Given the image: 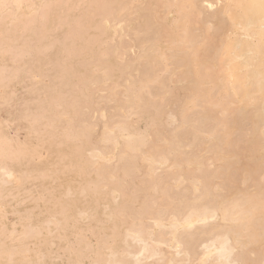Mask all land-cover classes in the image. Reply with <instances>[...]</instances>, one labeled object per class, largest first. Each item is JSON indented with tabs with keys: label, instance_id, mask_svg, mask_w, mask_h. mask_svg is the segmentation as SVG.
<instances>
[{
	"label": "bare ground",
	"instance_id": "bare-ground-1",
	"mask_svg": "<svg viewBox=\"0 0 264 264\" xmlns=\"http://www.w3.org/2000/svg\"><path fill=\"white\" fill-rule=\"evenodd\" d=\"M23 0H0V3H2V6H3V4L4 5H6V4H13V3H15V4H20L21 2H22ZM25 1V0H24ZM82 1V3L83 2H85V1H83V0H81ZM97 1H98V3H97ZM29 2H31V0L29 1ZM56 2L57 3H59V2H61V1H59V0H42V3L40 4V5H37L36 7H32L31 8V6H30V10L28 11V12H26V13H24V17H23V19L22 20H20V17L18 16V17H13V19H6L7 17H9V16H12V15H14V14H12L13 13V11H12V9H10L11 7H8V9L4 12H2L1 10H0V27H2L3 25H6L7 27H5V32L6 31H10V30H12V31H16L17 29H20V28H24V27H26V26H30V24H32V23H30V22H32L33 20H32V18H34V20H35V17L36 16H31V15H36L37 13H38V16L39 17H41V18H43V17H45V19H47V16H46V14H47V11H50L51 9L50 8H52V6L54 5V4H56ZM64 2H65V0H64ZM78 2H80V0L78 1ZM89 2H91L92 3V7L91 6H89V14H88V17H87V13H86V20H83L84 18L83 17H81V20H80V18H79V21H82V22H78L79 24H80V26H82V28H85L84 29V31H82V33L80 32V30H82V28H80V30L79 29H76L75 28V26H77V25H79L78 23H77V21H76V23L75 22H72V20H71V22L72 23H75L74 25L75 26H72L73 28H71V29H73V32L74 33H72L71 31V34L67 31V33H69L71 36L74 34V35H79V40H81V44L78 46L77 45V48L78 49H76V51H78V53L82 50H84L85 51V53L88 55V57H89V59H87V58H84L85 60H86V62H85V60L84 59H82L81 58V60L79 59V61H80V64H81V67H84V65H83V62H85V65H87V66H92V68H94L95 70H93L92 68V71H91V69H88V70H84V71H82V72H79V74L80 73H82L81 74V76H80V79L79 80H75V81H77V82H79L78 84L79 85H81V83H80V80H81V82H82V86L84 87L85 85H97L98 87H99V84L100 83H102L103 81H102V79L104 80V81H106V82H109L108 80H114L115 78V76H116V73L117 72H119V74H124V79L126 80V82H124L123 81V78H121V77H119L123 82L122 83H127L128 84V87L129 88H131L130 90L131 91H133L132 89H134V88H137L138 90H140L141 92H142V95H140L139 94V92L136 90V89H134V93H132V92H128V94L126 93L125 95H127V97L130 99V102H136V103H139V105H138V107L140 106H142V107H146L147 109L148 108H153L154 109V112H155V114H153V115H155V116H157V114H160V112L163 110L164 112H162V113H164L168 118H174V120L173 121H175V119H176V115L173 113V112H175L174 110H176L175 108H176V105L175 104H177V107H179V109L177 110V112L178 113H176V114H179V116H180V119H181V124H186V126H188V125H191V129H190V127L188 128H185L186 129V132H184L183 133V125H182V128H180L179 126V124H180V122H178L179 124H176V125H179V126H177L178 128L176 129V128H173V129H168V131L170 132V133H172V131H179V130H181L179 133H181L182 132V134L183 135H185V133H187L188 132V134L190 133L189 132V130L190 131H192V129H194V132L197 134V132L198 133H200V134H197V135H201V133L203 134V133H205V134H207V135H201V136H203V137H205V139L204 138H202V139H204V140H202L201 138H198L195 134H192V133H194L193 131L190 133V135L188 136V138L189 137H191V136H193V138H194V140H195V142H194V144L192 143L194 140H192V138H190V141H189V139L188 138H186V136L187 135H185V137H184V139H187L188 140V142H186L185 140H180V139H178L179 138V134L178 133H176V134H178V135H172L173 136V138L171 137V139H169V141H172L173 142V140H174V142L172 143V142H169V141H166L167 139L164 137V136H162V134L159 132L160 130H161V132L163 133L164 131H162V127H161V129H160V122H158V124H157V126L159 127L158 129H159V131H158V133H160V134H158V136H156L157 134L155 133V135H150L149 137H152V136H154V137H152V138H154L155 140H156V143H158V139H160L161 138V140L163 139L164 141H165V143L167 144V142H169L170 144L172 143L173 144V148H169V147H167V148H169V149H172L173 151H177L178 152V154H182L183 155V153H185V150H187L186 148L187 147H192V145H193V147H194V145H195V143H196V139H199L197 142L199 143V142H203L204 141V144L205 143H208V145H207V147H209L210 145V143H211V146L209 147V149L211 148V149H215V147H217V149H216V153H213L212 152V154H209V155H213V157L211 156V158H213L214 159V157H215V154L217 155L215 158H216V160L214 159V162L216 161L217 162V160H221V163L223 164L221 167H220V165L221 164H219L218 166L216 165V163H214V162H211V161H213V159L211 160V158H209V160H211V161H209L210 163H211V165L210 166H212V163H214V167H215V165H216V167H219L218 169L220 170V168H221V171L223 170V173L225 174H223L222 172H220V175L221 174H223L222 175V177L224 176H226V174L227 173H229V172H231L230 170H232L231 168H233L234 166H233V164L235 163L236 164V162H237V160H239V158L237 157V154L239 155V153H238V151H236V150H234V148L236 147V146H234L233 145V147H232V143H231V141L233 140V141H235L234 140V138L235 137H233L232 138V134L233 133H236V132H233L235 129L238 131L239 130V132L241 131L240 130V128L242 127H239V124H241L240 123V121H242L244 118H246V120H249L248 122H250L251 124H252V127H250L249 125H247L246 123H245V127H246V125L247 126H249L248 127V129H250V128H252V130H250V132L251 133H249V134H251V135H249L248 134V137H247V133L245 132V134H246V137L245 138H248V140L247 139H244V137L243 136H245V135H243L242 137H243V139L244 140H242L241 138H238V139H241L242 141H243V144H242V146L243 147H246L247 148V146L246 145H250V149H251V147H254V149L253 150H247V151H251L250 152V154H249V156H248V159H246V160H243L244 159V157L246 156H244V152H243V150L244 151H246L245 150V148H243V147H241V151L243 152H241L240 150V154L242 153V156H244V157H242L241 158V156H239L240 157V159H241V161L240 162H242V160L243 161H246V162H242L241 164H245V163H248L249 161V164H247V165H250L252 162L251 161H254L253 163V165L255 166V167H253L252 165H251V167H253L252 169L254 170V172L256 173V174H258V175H256L255 176V178H254V176H252L251 174H249V176L251 177V178H249V176H248V179L247 180H245V176H242L241 175V173H243V172H241V171H243L245 168L244 167H242V168H244L243 170H242V168L240 169V167L238 166V165H240V163L238 164V165H235V166H237V167H235V168H237V170H238V172H236L237 170H235V172L234 173H236L235 174V176L238 174V173H240V175L242 176V177H240V176H236V177H240V179H242L243 177H244V179L243 180H245V182H246V184H247V182L249 181V180H252V178H254L253 180L254 181H250L252 184H254L255 183V180H256V182H258V183H255L254 184V186L253 185H251V187H253V188H251L250 187V189L248 190H246L245 191V187H247V185H245V186H243L242 188H239L238 190H237V188H238V186L236 187V190H233V192L235 191H237L236 193H240V192H238L240 189H244V191L243 192H241L242 193V195H241V193H240V195H239V197L238 196H236L235 194V198L233 199H231L232 201H233V203H231L232 201L229 199V195H230V193H229V189H231V188H229L228 186H226L227 184H226V182L224 183V177H223V179H222V182L224 183V187H226V188H228V193H229V195L227 196V192H223V194L221 193V191L219 192V191H216L215 189L216 188H218L219 186H220V189H226V188H221V185H219L218 187H216L215 185L216 184H220V180H218L219 181V183H215L213 186H214V188H211V187H209L208 185H209V183H208V181L210 182V179H213L212 181H213V183H214V181H215V177L216 178H221L219 175H214V172H215V170H216V168L215 169H213L212 170V168L210 169L211 170V172H213V177L211 178V176L209 175V177L210 178H207V179H209V180H207V182L206 183H208V184H206L205 183V181H204V183H202L203 181L200 179V181H202L200 184V186H199V188H201V186L202 187H204V185L206 184L210 189H209V192L211 191V189L213 190H215L216 192H219V195L218 194H214V192H212L213 193V195H210V194H212L211 192L209 193V197L211 198H209V197H207L208 199H210V201H211V204H214L217 200H216V198H215V196L214 195H217V196H220V194H222L220 197H222L223 196V198H221V199H223L222 201H221V199L219 200V202L220 203H218V202H216L217 203V205H216V203H215V205L216 206H214V207H209V206H207L206 205V201H208V200H206L205 201V203L203 202L202 204V206H200V205H198L199 206V208H195V206H197V205H195V204H197L196 202L193 204L192 203V205H191V201L190 202H188L190 199L188 198V199H185V200H188V201H185L186 202V204H185V202H182L183 200V198L181 199V201H180V206L183 204V206H186V205H188V204H190V206H192V207H187L186 206V209L187 210H184L185 209V207H184V209H183V207L181 206L180 208H182V209H178L177 207L179 206H177L176 208H174V213L178 210V213L179 214H174L173 212H172V214L170 213V214H168V215H170L169 216V221H167L168 219V216L166 217V215L165 216H163V214H162V216L163 217H166L165 219H163V217L161 216V215H159L160 216V218L158 217V214L160 213L159 211H158V214H157V216L156 217H158V218H153V223H151V225L149 226V228H151V230H152V225L153 226H155V227H163V226H166V224H165V222H168V224H169V226H170V228H171V230H170V235H168V238H169V236H170V238H169V242L170 243H174V245H176V247L175 246H173V247H175L176 249L178 248V249H182V248H180V245H181V247H182V245L184 244L183 242H180V241H178V239L176 238V235H177V230H179V229H181V230H183L184 231V233H185V230L187 229V231L189 230V232H191L190 231V229H193L194 228V231H195V224H203L204 226H205V228H208V225L210 224L209 222L210 221H212V220H215V219H219L220 221H221V223H219V224H216V225H214V224H212V225H210V226H213L212 228H210L209 227V231H201L200 232V230H199V234H197L198 232H195V234L194 235H200V233H202L201 234V236L203 235L205 238H202L201 236H200V238L202 239H200L201 241H200V243L198 244L199 245V247L201 248V250H200V253H198V256L197 255H195V256H197L196 257V260H197V262H199L200 264H203L204 262H207L208 260H209V262L211 263V264H239V262H240V260H238V256L236 257V255H234L235 253V249H236V247L237 246H239V248L241 247V246H244L245 248L247 247V244L249 243V246L250 245H252V244H258V245H263L264 246V0H102V1H100V0H90ZM99 2L102 4H99ZM23 3V2H22ZM66 3V2H65ZM64 3V4H65ZM91 3H89L90 5H91ZM84 4V3H83ZM82 4V5H83ZM10 5V6H11ZM32 5V4H31ZM77 5V4H76ZM75 5V6H76ZM82 5H80V6H82ZM101 5V6H100ZM15 6H17V5H15ZM29 6V5H28ZM19 7V6H18ZM18 7H16L17 9H18ZM70 7H72V6H70ZM77 7V6H76ZM75 7V8H76ZM103 8L102 9V11L100 10V8ZM27 8V7H26ZM69 8V7H68ZM68 8H67V12H68ZM3 9H4V6H3ZM14 9V8H13ZM16 9V10H17ZM29 9V8H28ZM83 9H86V8H83ZM55 10V9H54ZM86 12H87V9L85 10ZM25 12V11H24ZM46 12V13H45ZM16 14V13H15ZM96 14V15H95ZM16 16V15H15ZM21 16V15H20ZM80 16V15H79ZM94 16H99V18L97 19V20H95L94 18ZM64 17H66V16H64ZM62 19V18H61ZM66 19V18H65ZM38 20H39V18H38ZM70 20V19H69ZM74 20H77V18L75 19L74 18ZM65 20H63L62 21V23L64 22ZM28 23H30L29 25H27ZM69 23V22H68ZM67 23V24H68ZM41 24V23H40ZM57 24H59L58 22H57ZM56 24V25H57ZM42 25V24H41ZM40 25V26H41ZM72 25V24H71ZM71 25H70V27H71ZM56 27V26H55ZM77 27H79V26H77ZM68 28H69V26H68ZM75 28V29H74ZM88 28H90V29H93L94 30V33L93 34H91V39H89V35L87 34V36H86V33H87V31L89 30ZM34 29V28H33ZM38 29V28H37ZM40 30L42 29L41 27L39 28ZM38 29V30H39ZM43 29H44V27H43ZM40 30H39V34H40ZM11 31V32H12ZM43 31V30H42ZM4 31H2V30H0V36H1V34L3 33ZM13 32V33H14ZM33 32H35V31H33ZM46 32H48V31H46ZM105 32H107V35H106V37L105 38H103V35H104V33ZM23 33V32H22ZM22 33H20V34H22ZM62 33H65V30H64V32H62ZM19 34V35H20ZM35 35V34H34ZM64 34H62L61 36H63ZM67 36H68V34H66ZM73 35V36H74ZM57 36V35H56ZM67 36H63V38H65L66 39V37ZM72 36V37H73ZM19 37V36H18ZM50 37V36H49ZM68 37H70V36H68ZM124 37H128V41L125 43V42H123L122 41V39L124 38ZM28 38V37H27ZM43 38V36L41 37V39ZM61 38V37H60ZM71 38V37H70ZM74 39L76 38V37H73ZM9 39L10 38H8V37H3V39H0V42H3V41H9ZM24 39H25V37H24ZM23 39V40H24ZM54 39H55V37H54ZM57 39V38H56ZM56 39H55V42H56ZM126 39V38H125ZM22 40V43L25 41H23ZM31 40V39H30ZM33 40V39H32ZM53 40V39H52ZM61 40L63 41L64 39H62L61 38ZM66 40H68V39H66ZM27 41V40H26ZM61 41V43L63 44V42ZM92 41H93V43L95 44H98V46L97 47H94L93 46V43H92ZM10 42V41H9ZM53 42V41H52ZM73 42V41H72ZM125 44H123V43ZM54 43V42H53ZM57 43H58V41H57ZM71 43V42H70ZM102 44H106V46L104 47V48H102V49H100L101 48V46H103ZM20 45V44H19ZM50 45V43L47 45V46H49ZM74 45V44H73ZM72 45V46H73ZM28 46V45H27ZM45 46V48H46V50H48V48H47V46H46V44L44 45ZM43 46V47H44ZM52 46V45H51ZM96 46V45H95ZM8 47H10L9 45H8ZM24 47V46H23ZM22 47V48H23ZM42 46H39V48L37 47V51L39 52V53H41L40 52V48H41ZM50 47V46H49ZM12 48V47H11ZM11 48H9V49H11ZM15 48V47H14ZM14 48H12V49H14ZM25 48V47H24ZM72 48H74V47H72ZM72 48L69 50V51H66L67 50V48H64V49H66L65 51L68 53V52H73L74 54H75V52L76 51H72ZM16 49V48H15ZM18 49V48H17ZM21 49V48H20ZM18 50V52L19 51H21V50ZM36 49V48H35ZM39 49V50H38ZM42 50H43V48H41ZM50 49V48H49ZM63 49V48H62ZM63 49V50H64ZM41 50V51H42ZM45 50V49H44ZM23 51H24V54H25V52H27L28 53V51H30L29 49H28V51H25V50H23L22 49V53H23ZM3 52H4V50H3ZM42 52H44V51H42ZM46 52V51H45ZM78 53H76V55L78 54ZM4 54V53H3ZM10 54V52H8V55ZM24 54H22V55H24ZM30 54V53H29ZM26 55H28V54H26ZM37 55V54H36ZM65 55V54H64ZM70 55H72L71 53H70ZM69 55V53L67 54V57H65L64 58V56H63V59L64 60H68V56L69 57H71ZM86 55V56H87ZM30 56V55H29ZM78 56V55H77ZM16 57V56H15ZM15 57H13V58H15ZM26 57V56H25ZM75 57V56H74ZM67 58V59H66ZM62 58H60V60H61ZM11 60H13V59H11ZM54 60H56V59H54ZM58 60V63H56V64H61V61H60V63H59V59H57ZM89 60V61H88ZM122 60V61H121ZM81 61H83L82 63H81ZM57 62V61H56ZM62 62L64 63V61L62 60ZM98 62H101V63H98ZM77 63V62H76ZM72 64V63H71ZM80 64H78V65H80ZM9 65H10V63H9ZM67 65H69V64H67ZM67 65H65L64 64V66H65V69L64 70H62V71H67L66 70V66ZM83 65V66H82ZM61 66V65H60ZM60 66H58V67H60ZM63 66V65H62ZM71 65H69L68 67H70ZM2 68H4L3 66H1ZM71 68V67H70ZM70 68H67L68 70H70ZM7 69H8V66H7ZM63 69V68H62ZM99 69V70H98ZM17 70V69H16ZM86 71V72H85ZM88 71V72H87ZM91 71V72H90ZM94 71H98L97 73H94ZM7 72V71H6ZM74 72V71H73ZM72 72V73H73ZM85 72V73H84ZM2 73H4V72H2ZM70 73H71V71H70ZM71 73V74H72ZM75 73V72H74ZM77 73V72H76ZM58 74H60V72H58ZM66 74V73H65ZM2 75V74H1ZM63 75H64V73H63ZM76 74H73V76H75ZM15 76V75H14ZM72 76V77H73ZM77 76H78V74H77ZM79 76H78V78H79ZM121 76V75H120ZM125 76H128V77H126L125 78ZM6 77H8V76H6ZM5 77V78H6ZM71 77V78H72ZM76 77V76H75ZM33 78V77H32ZM118 78V77H117ZM118 78V79H119ZM2 79H3V76H2ZM67 79H69V78H67ZM77 79V78H76ZM0 81H1V78H0ZM60 81H62V80H60ZM75 81H73V82H75ZM100 81V83H98ZM102 81V82H101ZM69 82V81H68ZM72 82V83H73ZM77 82H75L74 83V85L77 83ZM118 82V80L116 79V80H114V81H110V83H113V85H111V87L112 86H114L116 83ZM2 83V82H1ZM98 83V84H97ZM121 83V82H120ZM56 84V83H55ZM59 84V83H58ZM84 84V85H83ZM118 84V83H117ZM117 84L115 85V87H112V88H114V90L116 89V87H118V91H119V93L121 94V93H125V91L124 92H121L119 89H124V88H126L125 86L123 87V88H119V86H117ZM124 84V85H125ZM3 84H1V86H2ZM66 85H67V83H66ZM77 86V89H82V87L81 86ZM104 86V83L103 84H100V87L101 86ZM106 85L107 84H105V88H106ZM109 85V88H111L110 87V84H108ZM120 86H121V84H119ZM55 86V85H54ZM63 86V85H62ZM64 86H65V84H64ZM68 86V85H67ZM75 86V87H76ZM87 86V87H88ZM91 86L89 87V89L91 88ZM102 86V90L104 89V87ZM71 88H69L70 90L71 89H73V85L71 84V86H70ZM86 86L84 87V89L85 88H87ZM98 87H93V91H94V89H96V90H99L100 88H98ZM128 87H127V89H128ZM98 88V89H97ZM109 88H108V86H107V89H104V92H100V91H102V90H99L98 92L99 93H101V95H103V93H105V91H107V90H109ZM111 88V89H112ZM35 90V89H34ZM55 90V89H54ZM66 90H68V89H66ZM70 90H68L67 92H66V94L67 93H70ZM88 90V89H87ZM85 91V92H87V94L89 93L88 91ZM91 90V89H90ZM135 90H136V92H138V93H135ZM77 91H79V90H77ZM76 91V89H75V92H77ZM92 91V90H91ZM112 90H110L109 92H111ZM128 91V90H127ZM177 91V92H176ZM178 91L180 92L177 96H176V94L178 93ZM73 92V91H72ZM83 93V90L81 91L80 90V92L79 93ZM12 93V92H11ZM82 93L80 94V95H82ZM95 93V94H94ZM94 93L92 92V96H93V94L94 95H96V91H94ZM117 93V92H116ZM119 93H117V94H119ZM63 94H65V93H63ZM84 94V93H83ZM90 94V93H89ZM70 96H71V94H69ZM72 95H74V94H72ZM110 95H112L113 96V94L111 93ZM110 95H109V93L107 92V97H110ZM122 95V94H121ZM83 96V95H82ZM97 96V95H96ZM96 96H94V97H96ZM98 96H100V95H98ZM97 96V97H98ZM174 96H176V98H177V100L179 99V103L180 104H178V103H176L175 102V104H173V105H175V108L172 106V105H170V106H172L173 108H174V110L173 109H171L170 108V106H168L169 107V109L167 110L166 108V110L165 109H163L162 107L165 105H168L170 102L169 101H176V98L174 97ZM77 97V96H76ZM101 97V96H100ZM99 97V98H100ZM103 97V96H102ZM102 97L100 98V100L102 99ZM116 98V99H118V102H119V100L120 99H122L123 97H120V96H115V93H114V96L111 98V99H113V98ZM126 97V98H127ZM170 97H172V98H175V100L174 99H172L171 98V100L169 99ZM69 98V97H68ZM87 98H89V96L87 97ZM110 98H106V99H109L110 100ZM114 98V99H115ZM125 98V99H126ZM56 99V98H55ZM74 99V98H73ZM73 99H71V101L70 102H72V100ZM79 99H81L80 97H79ZM90 99H92V97L90 96ZM94 99V98H93ZM96 100H97V98H95ZM104 99H105V96H104ZM114 99L113 100H110V104L112 103V101H114ZM68 100V99H67ZM77 100V99H76ZM100 100L98 99L97 101H99L100 102ZM122 100H124V98L122 99ZM168 100V101H167ZM53 101V100H52ZM74 101V103H75V100H73ZM101 101H103V103L104 104H102L101 102V104H102V106L105 108V105L107 106L108 104V102H104V100H101ZM5 102V101H4ZM65 102V101H64ZM69 102V103H70ZM78 101H76V103H77ZM85 103L84 105H83V103ZM82 102H78V104L80 103H82L81 105H83L84 107L83 108H86V104H88V101H86V102H84V101H82ZM117 102V103H118ZM122 102V101H121ZM120 102V103H121ZM124 102V101H123ZM129 102V104H131ZM167 102H169L168 104H166ZM55 103V102H54ZM75 103V104H76ZM91 104H93V102L91 101L90 102ZM106 103V104H105ZM114 104L116 103V102H113ZM112 103V104H113ZM127 102L125 101V103H123L124 105L126 104ZM133 103H132V105H133ZM72 104H73V102H72ZM100 104V105H101ZM111 104V106L113 107L114 105H112ZM122 103H121V106H124ZM128 104V103H127ZM68 105H70V106H72L71 104H68ZM80 105V106H81ZM99 105V104H98ZM99 105V106H100ZM116 105V104H115ZM131 105V106H132ZM135 106H137V104H134ZM179 105V106H178ZM207 105H209L208 106V108H210L211 109V107H213L212 108V110H215V111H213L212 112V110H210V109H208V110H210V112H212V113H210L209 111H207L206 109V106ZM211 105V106H210ZM59 106H61L60 104H59ZM76 106V105H75ZM96 106V103H94V107H92V109L93 110H95V107ZM121 106H119L118 108L120 109L121 108ZM131 106H129V107H127V106H124L125 108H129V109H131L132 107ZM55 107H56V105H55ZM77 108L79 107V105H77L76 106ZM138 107H136V111L138 110L137 108ZM139 107V108H140ZM199 107V108H198ZM205 107V110H203V108ZM103 108V109H104ZM198 108V109H197ZM81 109H82V106H81ZM81 109H78V113L77 114H79L80 112H79V110L80 111H84L83 113L85 114V113H87V115H88V112H89V110H91L90 109V105H89V107L86 109V111L85 110H81ZM117 109V108H116ZM170 109H171V111H170ZM196 110L197 109V111H199V112H195V111H193V110ZM200 109V110H199ZM74 110H76V109H73V111ZM87 110H88V112H87ZM100 110V109H99ZM99 110H98V108L96 109V111H94V113L96 112V114H99ZM114 110H115V108H114ZM121 110H123V109H121ZM126 110V109H125ZM140 110V109H139ZM203 110V111H202ZM72 111V110H71ZM98 111V112H97ZM144 111H147V110H145L144 109ZM173 111V112H172ZM76 112V111H75ZM109 112H110V110H109ZM128 112H129V114H128ZM128 112H126L125 111V115H124V113H123V117H127L126 115L128 114L130 117H132L130 114H132V112H134V110L133 111H128ZM131 112V113H130ZM140 112V111H139ZM215 112V113H214ZM66 113V112H65ZM91 113H93L92 112V110H91ZM91 113H89L90 115H92ZM104 113V112H103ZM114 113H115V111H114ZM141 113H143V112H141ZM141 113H139V114H141ZM76 114V113H75ZM74 114V115H75ZM105 115H106V113H104ZM117 115L116 116H118L119 114L118 113H116ZM138 114V112L136 113L135 112V115L137 116V115H139ZM216 114H218V115H216ZM24 115V114H23ZM54 116H56L55 114H53ZM63 115V114H62ZM65 115H67V114H65ZM73 115V112H71V116ZM95 115V114H94ZM111 115V114H110ZM232 115H233V117H232ZM28 116V115H27ZM64 116V115H63ZM80 116V118H81V115H79ZM83 116V115H82ZM107 116V115H106ZM113 116H115V115H113ZM133 116H134V114H133ZM152 116V115H151ZM219 116V117H218ZM229 116H231L232 117V119H230L229 118ZM60 117H61V115H60ZM65 117V116H64ZM74 117V116H73ZM89 117V116H88ZM102 117H105V116H101V118ZM122 117V118H123ZM129 117V118H130ZM137 117H139L140 118V116H137ZM218 117V118H217ZM50 118V117H49ZM55 118V117H54ZM75 118V117H74ZM116 118H119V117H115V120H120L121 118H119V119H116ZM128 118V119H129ZM153 118H155V117H153ZM152 117H151V119H153ZM208 118H210L211 120L212 119H214V120H216V124H213V125H215V126H210L209 128L208 127H206V129H204V128H202V125L204 124V119H206V120H209ZM241 118H243L242 120H240ZM41 119H42V117H41ZM70 119V118H69ZM71 119H72V117H71ZM71 119H70V125H71ZM104 119V118H103ZM108 119V118H107ZM127 120V118H124V120ZM131 119V118H130ZM138 119V118H137ZM146 119L147 118H144L143 120H145L146 121ZM168 120L167 118H164V120ZM34 120H35V118H34ZM39 120V119H38ZM37 120V121H38ZM82 121H80L79 122V120H78V122L80 123H78V125H81V124H83L84 125V123H86L85 121H86V119H81ZM85 120V121H84ZM112 120H114V118L112 117ZM133 120H134V118H133ZM163 120V119H162ZM163 120V121H164ZM202 120H203V122H202ZM213 120V121H214ZM239 120V121H238ZM30 121V120H29ZM68 121V120H67ZM84 121V122H83ZM108 121H109V119H108ZM108 121H106L108 124H110V126L107 124L106 126H108V128H104V126L103 127H101L102 129L100 130L99 129V131L100 132H98L100 135L99 136H101V137H103V135L101 134V132H102V130H103V128H104V130L105 129H109V128H111L112 126H114V127H112V128H114L115 129V127L117 128V126H118V124H120V123H122L121 121H123L122 119L120 120V122L118 123H115L114 121H112L111 123L110 122H108ZM111 121V120H110ZM131 121H132V119H131ZM130 120H129V122H131ZM137 121V120H136ZM139 121V120H138ZM152 121V120H151ZM161 121V120H160ZM210 121V120H209ZM213 121H210V122H213ZM244 121H245V119H244ZM31 122V121H30ZM33 122V121H32ZM36 122V121H35ZM88 122H90L89 124H90V126L89 127H91L92 125V123L93 122H91V121H87V123ZM100 122H101V120H100ZM113 122L117 125H114L113 124ZM125 122L126 121H124V123H122V124H120L121 126H125L126 127V125H125ZM133 122V121H132ZM131 122V123H132ZM135 122V121H134ZM162 122V121H161ZM172 122V121H171ZM238 122H239V124H238ZM52 123V122H51ZM86 123V125H84V126H87V125H89V124H87ZM104 124H105V122H103ZM127 123H128V121H127ZM150 123H152L153 124V122H150ZM165 123H166V121H165ZM203 123V124H202ZM94 124V123H93ZM135 124V123H134ZM138 124V123H137ZM162 124L165 126V124H164V122L163 123H161V126H162ZM174 124H175V122H174ZM188 124V125H187ZM206 124V123H205ZM208 124V123H207ZM237 124H238V127H237ZM242 124H244V123H242ZM73 125V124H72ZM78 125H77V127L76 128H78ZM95 125V124H94ZM112 125V126H111ZM132 126H133V123L131 124ZM167 125H169L168 123H167ZM176 125H175V127H176ZM44 126H45V123H44ZM48 126V125H47ZM67 126V125H66ZM120 126V127H121ZM128 126V125H127ZM149 126V125H148ZM150 126H151V124H150ZM157 126H155V123H154V127L156 128ZM185 126V125H184ZM204 127H205V125H203ZM49 127H50V124H49ZM72 127V126H71ZM75 127H74V129H75ZM81 127H82V125H81ZM80 126H79V130L80 129H85V128H87L88 129V126L87 127H82L81 128ZM125 127H121V128H119L118 127V129L120 130V129H123V128H125ZM166 127V126H165ZM165 127H163V128H165ZM211 127H212V130H211ZM244 127V129L246 130L247 129V127L245 128ZM15 128H17V127H15ZM70 128V127H69ZM68 128V129H69ZM92 128V127H91ZM96 127L94 126V128H92V129H95ZM127 128H132L131 126H130V124H129V127H126V129L124 130H122V132H124V131H127ZM171 128H172V126H171ZM207 128H208V130H207ZM237 128H239V129H237ZM44 129V128H43ZM62 129V128H61ZM64 129V128H63ZM68 129H64V130H66V133H67V130ZM71 129V128H70ZM69 129V130H70ZM134 129V128H133ZM142 129V128H141ZM175 129V130H174ZM189 129V130H188ZM218 129H220L218 132H216ZM72 130H73V127H72V129L70 130V131H68V132H71V134H69V133H67V136H65L67 139H68V137H70V136H73L74 137V135H72ZM82 130H80L81 131V133L83 132V134H85L84 136L83 135H81L80 134V132H79V134L82 136V137H84V140L85 139H87V143L88 142H90V144L88 143V145H90V148H91V142L92 141H89V140H91V139H88V138H90L89 136H91L90 134H89V130L87 131V130H85L86 132H88V133H84V130L82 131ZM143 130H144V128H143ZM150 130V129H149ZM164 130V129H163ZM170 130H172V131H170ZM210 130V131H209ZM34 131V130H33ZM75 131V130H74ZM77 131V130H76ZM94 131V130H93ZM112 131H114V130H112L111 129V135H110V138H111V136H112V134L114 133H112ZM132 131H134V130H132ZM138 131H139V129H138ZM138 131H137V133H138ZM145 131V130H144ZM151 132H152V130H150ZM165 131L166 132H168L166 129H165ZM248 131V130H247ZM41 132V131H40ZM140 132H142V131H140ZM165 132V133H166ZM238 132V133H239ZM242 132V131H241ZM258 132H260V135H258L259 133ZM35 133V132H34ZM63 133V132H62ZM103 133V132H102ZM107 133H109V130H108V132ZM117 133H118V131H117ZM148 133H150V132H148ZM153 133V132H152ZM174 133V132H173ZM237 133V134H238ZM11 134V133H10ZM19 134V133H18ZM68 134H69V136H68ZM74 134H75V132H74ZM89 134V135H88ZM121 134V133H120ZM168 135H169V133H167ZM231 134V135H230ZM257 134V135H256ZM262 134V135H261ZM38 135V134H37ZM64 135H66V134H64ZM63 135V136H64ZM77 135V134H76ZM97 135V134H96ZM107 135V134H106ZM127 135L129 136V138H130V136L132 137L133 135H130V133L128 134L127 133ZM136 135V134H135ZM161 137H160V136ZM163 135H164V133H163ZM167 135V136H168ZM235 135V134H234ZM242 135V134H241ZM240 135V136H241ZM17 136V135H16ZM77 136H79V135H77ZM85 136H86V138H85ZM88 136V137H87ZM98 136V137H99ZM105 136V135H104ZM116 136V135H115ZM169 136H171V135H169ZM168 136V137H169ZM177 136V137H176ZM196 136V137H195ZM80 137V136H79ZM94 137V136H93ZM109 137V134L107 135V137H106V139H109L108 138ZM122 137H125V136H122ZM148 137V138H149ZM160 137V138H159ZM164 137V138H163ZM237 137V136H236ZM5 139H7V137H4ZM3 137H1L0 136V186H1V184L2 185H5V184H7V181L8 182H17V181H19V179L21 178L22 179V175H25V170H23L24 171V174H23V171H22V174H21V176H20V174H16L14 171H13V169H11L10 167H9V164L7 163V161H9V160H11V159H13L14 158V155L15 154H13V153H18V152H20V151H15V149L14 150H11L10 148L8 149H6V147H4V145H6L7 146V142H9V139H8V141L6 142L5 141V139H4ZM10 138V137H9ZM118 138H119V136H118ZM126 138V140H127V137H125ZM128 138V139H129ZM151 138V139H152ZM158 138V139H157ZM230 138H232V140H230ZM17 139V138H16ZM71 139H73V138H71ZM75 139V138H74ZM81 139V138H80ZM96 139V138H95ZM106 139H104V140H106ZM112 139H114V136H113V138H111V140ZM153 139V140H154ZM236 140H237V138H235ZM76 140H77V138H76ZM92 140H93V138H92ZM111 140H110V142H109V140H107L106 141V144L108 143H111ZM124 140V139H123ZM122 140V141H123ZM137 140V139H136ZM152 140V142L151 141H148V140H146L145 141V143L143 142V143H141V144H139V145H143V147H147L148 145H149V143H155V141H153ZM163 140L161 141L163 144H164V142H163ZM247 142H246V141ZM78 141V140H77ZM81 141V140H80ZM80 141H79V143H80ZM148 141V143H147V145H146V142ZM241 141V142H242ZM7 144H6V143ZM10 142H11V140H10ZM68 142V141H67ZM101 142V141H100ZM114 142V141H113ZM113 142H112V144L111 145H113ZM116 142V141H115ZM118 142V141H117ZM116 142V143H117ZM160 142V140H159V145L160 144H162ZM210 142V143H209ZM214 142L216 143V145L218 144V146H215V144H214ZM240 141L238 140V143H239ZM240 142V143H241ZM246 143V145H245V143ZM94 143V142H93ZM93 143H92V146L93 147H95L94 145H93ZM102 143V142H101ZM121 143V142H120ZM124 143H125V145H124ZM124 143H122L123 145H124V149H125V147L127 148V149H129L130 151H131V153L133 152L135 155H136V158H138V159H140L141 158V156L143 157V158H141V162H142V159H144L143 160V164H145L146 166H147V164L146 163H148V165H149V167L151 168V170L150 171H152V170H154V169H156V167L155 166H161L162 165V167H163V164L168 160H166V158H167V156H170L168 153L170 152H168V150L169 149H165V152H168L167 153V156L165 157V158H163L162 159V157L160 158V155H158V150H156L155 152H156V155H158L159 156V158H158V161L156 160V159H154L153 158V156H150L152 153H154V151L150 154V155H147V154H145V152L142 154V155H140V154H138V152H140L139 151V149H137V148H139V146H135L136 147V150H134V146H132L131 145V143L132 142H130V141H126L125 142V140H124ZM134 143V142H133ZM155 143V144H156ZM197 143V145H199ZM236 143V142H235ZM240 143H239V145L237 146V149H239V146H241L240 145ZM248 143V144H247ZM81 144V143H80ZM96 144V143H95ZM103 144H105V142L103 141ZM105 144V145H106ZM155 144H154V147H155ZM170 144H167L168 146H172V145H170ZM201 144V143H200ZM204 144H202V145H204ZM212 144H214V148L212 147ZM26 145V144H25ZM59 145V144H58ZM77 145V144H76ZM110 145V144H109ZM118 145V144H117ZM133 145H135V144H133ZM249 145H248V148H249ZM10 146V145H9ZM8 146V147H9ZM21 146V145H20ZM24 146V145H23ZM78 146H79V144H78ZM85 146V145H84ZM119 146V145H118ZM117 146V147H118ZM175 146V147H174ZM200 146V145H199ZM198 146V147H199ZM35 147V146H34ZM75 147H77V146H75ZM82 147V146H81ZM89 147V146H88ZM92 147V148H93ZM101 147V146H100ZM106 147V146H105ZM113 147H115V146H113ZM113 147L111 148V149H113ZM154 147L152 146V149L153 150H155L154 149ZM158 147H160V148H162L161 146H158ZM164 147V146H163ZM196 147V146H195ZM195 147L193 148L194 149V151H195ZM12 148V147H11ZM14 148V147H13ZM78 148V147H77ZM76 148V149H77ZM88 149L89 151H92L93 149ZM96 148V147H95ZM94 148V149H95ZM109 148V147H108ZM118 148H120V147H118ZM117 148V149H118ZM123 147L121 146V149H122ZM149 148V147H148ZM148 148H146V149H148ZM188 149L189 150V152H190V150L191 151H193V149ZM202 148V147H201ZM200 148V149H201ZM18 149H20V148H18ZM17 149V150H18ZM124 149H122V150H120L119 149V151H124ZM149 149H151V148H149ZM151 149V150H152ZM157 149V148H156ZM164 148H162V151H164L163 150ZM199 148H197V150H198ZM206 149V148H205ZM236 149V148H235ZM23 150V149H22ZM79 150H81L80 148H79ZM99 150V152H101L100 151V148L98 149ZM107 150V149H106ZM105 150V151H106ZM110 150V149H109ZM108 150V153H110V151ZM126 150V149H125ZM137 150H138V152H137ZM140 150H142V149H140ZM151 150H149L148 152L150 153V151ZM160 150V149H159ZM171 150V151H172ZM207 151H208V153H211V152H209V150L208 149H206ZM206 150H203L204 151V154H205V151ZM212 150V151H213ZM74 151V150H73ZM85 151H87V150H85ZM135 151L137 152V154L135 153ZM161 151V150H160ZM201 151V150H200ZM199 151V152H200ZM24 152V151H23ZM44 152H46V151H44ZM78 152V151H77ZM95 152H96V150H95ZM120 152V154H122V155H124L125 154V156H126V153H124V152H122L121 153ZM126 152V151H125ZM127 152H129L128 150H127ZM164 152V153H165ZM188 152V151H187ZM187 152L185 153V155L187 154ZM188 152V153H189ZM198 152V153H199ZM29 153H31V152H29ZM36 153V152H35ZM41 152H39L38 154H40ZM98 153V152H97ZM131 153L129 152V154L131 155ZM140 153H142V152H140ZM175 153V152H174ZM200 153H202V152H200ZM207 153V154H208ZM246 153V152H245ZM21 154V153H20ZM36 155V157L38 156L39 157V155ZM106 154V153H105ZM104 154V151H102L101 153H98V154H94V150H93V153H90V157H88V162H90V161H92V165L94 164V165H96L97 163H99V162H96L97 160H98V158H99V160L101 159V161L102 160H104V161H110V160H105V159H108V157H110V156H108L107 154V156ZM128 154V153H127ZM134 154H132L133 156H134ZM145 154V155H144ZM155 154V153H154ZM160 154H162V152L160 153ZM176 154V153H175ZM174 154V155H175ZM181 154H180V156H181ZM207 154H205V156H203L202 158H201V160L204 158V157H206L207 156ZM247 154V153H246ZM22 155H23V153H22ZM43 155H45V153H43ZM42 154L40 155V156H43ZM88 155H89V153H88ZM121 155V156H122ZM129 155V156H130ZM138 155H140V157H138ZM153 155V154H152ZM154 156V157H157V156ZM162 155H164V154H162ZM166 155V154H165ZM198 154L197 153H195V156H197ZM209 155L207 156V157H209ZM248 155V154H247ZM17 156V155H16ZM119 155L117 154V156L116 157H118ZM121 156H119V157H121ZM128 156V157H129ZM133 156H131V157H129V158H131V160L134 162H131L130 164H132V165H134L135 166V163L137 164V161L135 162V157L134 158H132ZM178 157V156H176V158L178 157V158H181V157ZM191 156V158H193V156L192 155H190ZM37 157V158H38ZM65 157V156H64ZM76 157V156H75ZM87 157V156H86ZM97 157V159H95ZM118 157V158H119ZM128 157H124L123 156V158H121L120 160H119V162L121 161V163H122V159H123V161L124 160H127L128 159ZM173 157V152H172V156H170V158H172ZM199 157V156H198ZM197 157V159H199ZM247 157V156H246ZM245 157V158H246ZM16 158V157H15ZM23 158V157H22ZM34 158V157H33ZM40 158V157H39ZM91 158V160L89 161V159ZM111 158V157H110ZM117 158V159H118ZM174 158H175V156H174ZM232 158H234V159H232ZM237 158V159H236ZM81 159V158H80ZM93 159H95V162H96V164L93 162L94 160ZM161 159V160H160ZM196 159V160H197ZM207 159V158H206ZM52 160V159H51ZM85 160V162H86V160H87V158L86 159H84ZM83 160V161H84ZM98 160V161H99ZM129 160V159H128ZM127 160V161H128ZM174 161H175V159H173ZM178 160V159H177ZM203 160H205V158L203 159ZM202 160V161H203ZM247 160H249V161H247ZM16 161V160H15ZM61 161V160H60ZM68 161H69V159H68ZM138 161H140V160H138ZM147 161V162H146ZM170 161V160H169ZM238 161V162H239ZM28 162V161H27ZM33 162V161H32ZM88 162H86V163H88ZM113 162H115V161H113ZM126 161H124L123 162V164H122V166H124V163H125ZM140 162V163H141ZM144 162H146V163H144ZM181 162H183L182 161V159L179 161V164L181 163ZM185 162H186V165H188V164H190V167H191V165L193 166V165H196V168H193V169H197L198 170V168H204V167H202L201 165H203V164H201V165H199V163H196V161H195V159L192 161L191 159H189V157L186 159V161H184V165H185ZM199 162V161H198ZM218 162H220V161H218ZM237 162V163H238ZM18 163V162H17ZM81 163V162H80ZM83 163V162H82ZM85 163V164H86ZM101 163H104V162H101ZM100 163V164H101ZM106 163V162H105ZM110 163V162H109ZM121 163H119V165L121 164ZM141 163V164H142ZM207 163H208V160H207ZM209 163V164H210ZM260 163V165H258ZM74 164H76V172L77 171H79V172H81L82 171V168H81V166H85V164H79V163H73V165ZM90 164V163H89ZM108 164V163H107ZM107 164L106 165H104V166H106L105 167V169H107ZM127 165L129 164V163H126ZM172 164V163H171ZM178 164V165H179ZM62 165V164H61ZM65 165H67V164H65ZM65 165H63V167L65 166ZM71 166L70 168H74V166ZM87 166V168L89 167V169L91 168V167H94V165L93 166ZM99 165V164H98ZM98 165H96L95 166V168H94V170L96 169V168H98L99 170H100V168H99V166ZM131 165V166H132ZM182 165V164H181ZM180 165V166H181ZM233 167H232V166ZM247 165H245V166H247ZM257 165V166H256ZM70 166V165H69ZM102 166V165H101ZM110 166V165H109ZM126 166V165H125ZM130 165L128 166V169H127V172H128V170L130 169L129 167H131ZM142 166H144V165H142ZM158 166H157V168H158ZM170 166V165H169ZM168 166V167H169ZM173 166V165H172ZM183 166V165H182ZM198 166V167H197ZM230 166H231V168H230ZM241 166V165H240ZM54 167V166H53ZM116 167V166H115ZM118 167V166H117ZM116 167V168H117ZM133 167V166H132ZM131 167V168H132ZM155 167V168H154ZM167 167V168H168ZM171 167V166H170ZM174 167H178V166H174ZM174 167H173V169H174ZM186 167V166H185ZM184 167V168H185ZM188 167V166H187ZM186 167V168H187ZM189 167V168H190ZM193 167H195V166H193ZM207 167V166H206ZM205 167V168H206ZM239 167V168H238ZM103 168V167H102ZM111 168H113V167H111ZM116 168H114L115 170H117ZM125 168V167H124ZM124 168L123 167H121V168H119V170L121 169V171L123 172V170H124ZM127 168V167H126ZM125 168V169H126ZM139 168V167H138ZM150 168H148V170L150 169ZM154 168V169H153ZM172 168V167H171ZM180 168V167H179ZM183 168V167H182ZM183 168V169H184ZM192 168V167H191ZM210 167L208 166V169H209ZM230 169L229 170V172H227V169ZM234 168V169H235ZM62 169V168H61ZM60 169V170H61ZM64 169V168H63ZM93 169V168H92ZM98 169H96L95 171H97ZM123 169V170H122ZM135 169V168H134ZM134 169H130L131 171H130V175H132L134 172H133V170ZM101 170H103V169H101ZM136 170H137V168H136ZM190 170V169H189ZM202 170H204L205 171V169H202ZM247 170H249V168L248 169H246V171H245V174H246V172H247ZM41 171V170H40ZM92 171V170H91ZM104 171V170H103ZM110 171V170H109ZM112 171V170H111ZM138 171V170H137ZM140 171V170H139ZM150 171H145L146 172V174L144 173V175L145 176H148L149 174V172ZM155 171V170H154ZM153 171V172H154ZM178 171V170H177ZM188 171V170H187ZM191 171V174H192V172H196V173H198L196 170H190ZM190 171H188V172H190ZM204 171H202L203 173H205ZM216 171H218V170H216ZM226 171V172H225ZM234 171V170H233ZM232 171V172H233ZM240 171V172H239ZM31 172V171H30ZM41 172H43V171H41ZM47 172H48V170H47ZM83 172V171H82ZM81 172V173H82ZM98 172V171H97ZM105 172V171H104ZM118 172V171H117ZM121 172V173H122ZM131 172H133L132 174H131ZM136 172V171H135ZM148 172V173H147ZM187 172V173H188ZM199 172L201 173V175H202V172H201V170L199 169ZM210 171H208L207 173H209ZM231 172V173H232ZM33 173V172H32ZM38 173V172H37ZM52 173H54V172H52ZM78 173V172H77ZM88 173H89V171H88ZM87 173V174H88ZM96 173V172H95ZM99 173V172H98ZM97 173V174H98ZM101 173H102V171H101ZM101 173H99V174H101ZM126 173V172H125ZM124 173V174H125ZM169 173V172H168ZM200 173H198V174H200ZM217 174H219L218 172H216ZM230 173V174H231ZM247 173H250V172H247ZM29 173H27V175H28ZM31 174V173H30ZM29 174V175H30ZM42 174H44V173H42ZM83 174V173H82ZM81 174V175H82ZM85 174V173H84ZM90 174V173H89ZM97 174H96V176H97ZM99 174H98V177L96 178V179H94L96 182L95 183H98V182H100V179H98L100 176H99ZM105 174H107V173H105ZM105 174L103 173V175H101V176H103V177H100V178H104V180L103 179H101V180H103V182H100V184L99 185H101L102 183H104V184H106V182H105V178H106V180H109L111 177H112V179H110L111 181H113L114 182V176L115 175H113L112 173H110L109 174V172H108V176L110 175V178L108 177L107 178V176L105 177ZM114 174H116L115 172H114ZM151 174H153L152 172H151ZM158 174V173H157ZM189 174V173H188ZM190 174V175H191ZM194 174V173H193ZM210 174V173H209ZM244 174V173H243ZM112 175V176H111ZM123 175V173L122 174H120V176H122ZM125 175H127V174H125ZM144 175H142V176H144ZM154 175H155V173H154ZM163 175V174H162ZM161 175V176H162ZM189 175V176H190ZM201 175L198 177V176H195V175H191L190 177H195V179H193L192 180V178H191V180H192V182L194 183V188H195V190H197L198 188H197V185H196V183L197 182H200L199 181V178H201ZM208 175V174H207ZM207 175H205V176H207ZM228 175V174H227ZM234 174L232 173L230 176H233ZM239 175V174H238ZM246 175H248V174H246ZM26 176V175H25ZM33 176V175H32ZM38 176L39 177H41V173H39L38 174ZM43 176V175H42ZM45 176V175H44ZM43 176V177H44ZM47 177H49L48 175H46ZM51 176V175H50ZM87 176V175H86ZM119 176V177H120ZM135 176H136V173H135ZM160 176V177H161ZM217 176H219V177H217ZM234 176V177H235ZM257 176H258V179H260L261 181H262V184H260L259 183V180L257 179ZM26 177H28V176H26ZM25 177V178H26ZM34 177H37V176H34ZM33 177V178H34ZM42 177V178H43ZM71 177V176H70ZM127 177H129V179H130V176H127ZM137 177H138V175H137ZM137 177H135V178H137ZM149 178L150 177H152V175L150 176H148ZM154 177V176H153ZM183 177V178H182ZM184 177H188V176H182V174H181V178L182 179H184ZM197 177V178H196ZM203 177H204V175H203ZM208 177V176H207ZM260 177V178H259ZM7 178V179H6ZM29 178V177H28ZM54 178V177H53ZM79 178V177H78ZM133 178V175L131 176V179ZM175 178H177L176 180H178V178H179V176H176ZM174 178V179H175ZM228 178V177H227ZM230 178V177H229ZM229 178L227 179V180H229ZM27 179V178H26ZM50 179V178H49ZM48 179V180H49ZM97 179H98V181H97ZM120 179L122 180V181H125V180H123V176H122V178L120 177ZM128 179V180H129ZM143 179V178H142ZM154 179V178H153ZM163 179V178H162ZM162 179H161V181H162ZM206 179V178H205ZM231 179H232V177H231ZM230 179V180H231ZM34 180H36L35 178H34ZM38 180V179H37ZM90 180V179H89ZM134 180V179H133ZM146 180V179H145ZM151 180V179H150ZM180 180V179H179ZM234 180H236L237 181V178L235 179H232L231 180V182H233ZM23 181H25V179L23 180ZM22 181V182H23ZM53 181V180H52ZM80 181H82V180H80ZM88 181V180H87ZM117 180H116V178H115V182H116ZM120 181V180H119ZM130 181V180H129ZM136 181V180H135ZM134 181V182H135ZM180 181H183V180H180ZM179 181V182H180ZM186 181H187V179H186ZM212 181H211V183H210V185L211 184H213L212 183ZM242 181V180H241ZM76 182H77V180H76ZM86 182V181H85ZM92 182L93 181H90L89 182V184L91 183L92 184ZM114 182V183H115ZM118 182V181H117ZM116 182V183H117ZM176 182V181H175ZM230 182V183H231ZM239 182H240V180H239ZM244 181H242V183H241V185L243 184V183H245ZM20 183H21V181H20ZM19 183V184H20ZM29 183V182H28ZM80 183V182H79ZM124 183V182H123ZM143 183H144V181H143ZM142 183V184H143ZM152 183H153V181H152ZM162 183V182H161ZM173 183H174V181H173ZM183 183H186L185 182V180H184V182H182V184ZM188 183H190V180L188 181ZM235 183V182H234ZM18 184V185H19ZM93 184H94V182H93ZM93 184H92V186H93ZM110 184V183H109ZM118 184V183H117ZM146 184V183H145ZM145 184L143 185V186H141L142 187V190L143 189H146L147 188V190H148V187H149V189L150 188H153V187H151V186H148V184L146 185V186H148V187H145ZM165 184V183H164ZM163 184V185H164ZM179 184V183H178ZM177 184V185H178ZM181 184V182H180V184L179 185H182ZM190 184H192V183H190ZM190 184L188 185V186H190ZM204 184V185H203ZM250 184V183H249ZM50 185V184H49ZM86 185H88L87 183H86ZM97 184H95L94 185V188H96L97 186H96ZM110 185H112V184H110ZM114 185V184H113ZM122 185V184H121ZM131 185V184H130ZM128 186V187H130L129 189H133L135 186H133V187H131V186ZM138 185V184H137ZM141 185V184H140ZM140 185L139 186H136V187H138L137 189L135 188V189H133V190H135V191H139L141 188H139L140 187ZM151 185V184H150ZM162 185V186H163ZM169 185V184H168ZM205 185V186H206ZM232 185V184H231ZM32 186V185H31ZM82 187H81V189H86V187L84 188V185L82 184L81 185ZM102 186V185H101ZM118 186H120L119 184H118ZM156 186H158V184L156 185ZM184 186V185H183ZM206 186V187H207ZM212 186V185H211ZM212 186V187H213ZM236 186V185H235ZM46 187V186H45ZM68 187V186H67ZM74 187V186H73ZM90 186H87V188L88 189H92V188H89ZM103 187H106V188H108L107 187V185L106 186H104L103 185ZM121 187V186H120ZM125 185L123 184V189H124V192H125ZM128 187H126V189L128 188ZM145 187V188H144ZM161 187V186H160ZM164 187V186H163ZM162 187V188H163ZM180 187V186H179ZM190 187H192V185L190 186ZM216 187V188H215ZM234 187V186H233ZM248 187H249V185H248ZM247 187V188H248ZM12 188V187H11ZM44 188V187H43ZM51 188V187H50ZM115 188V187H114ZM154 188H156L155 186H154ZM153 188V189H154ZM172 188H174V187H172ZM171 188V189H172ZM181 188H182V186H181ZM180 188V189H181ZM28 190H29V187L27 188ZM81 189H79V191L81 190ZM87 189V190H88ZM109 189V188H108ZM119 189V188H118ZM122 188H120V190H121ZM123 189L121 190V193H123V195H124V192H123ZM129 189H127L128 191L127 192H129L130 190ZM131 189V190H132ZM175 189V188H174ZM178 189V188H177ZM183 189V188H182ZM235 189V188H234ZM97 191H98V188L96 189ZM96 190H94L95 192H96ZM113 190V189H112ZM142 190L141 191H139L137 194H135L136 196L140 193V192H142ZM190 190H192V189H190L189 188V191ZM202 190V192H200ZM199 192H196L197 194H199L200 193V197L202 196V198H206V196H207V194H208V190H204L203 191V189H201ZM7 191H9V190H7ZM22 191H27V190H22ZM46 191V190H45ZM44 190L42 191V192H45ZM53 191V190H52ZM67 191H68V188H67ZM81 191H85V190H81ZM80 191V192H81ZM92 191V190H91ZM115 191V190H114ZM144 191H146V190H144ZM168 191V190H167ZM179 191V190H178ZM193 191V190H192ZM192 191H190V192H192ZM206 191V192H205ZM227 191V190H226ZM241 191V190H240ZM20 192V191H19ZM73 192H75V191H73ZM80 192H78L79 194H82V193H80ZM93 192V191H92ZM101 192V191H100ZM134 192V191H133ZM231 193H232V189H231V191H230ZM1 193H2V189H0V202H2V199L1 198H3L2 196H1ZM18 192H15V194H12V195H15L16 196V194H17ZM27 193H29L28 191H27ZM50 193H52V192H49V194ZM97 193V192H96ZM99 193V192H98ZM97 193V194H98ZM130 193H132V192H130ZM142 193H144L145 194V192H142ZM142 193H141V195H142ZM193 193H195V191L193 192ZM227 193V194H226ZM46 194V193H45ZM45 194H43L44 196H45ZM48 194V195H49ZM70 194V193H69ZM78 194V195H79ZM127 194V193H126ZM176 194V193H175ZM181 194V193H180ZM226 195V198L224 197L225 195ZM12 195H9V196H12ZM30 195V194H29ZM27 196L28 198L30 197V196ZM41 195H42V193H41ZM40 195V196H41ZM51 195V194H50ZM61 195V194H60ZM65 195H68V194H66L65 193ZM71 195V194H70ZM121 196H122V194H120ZM129 195V194H128ZM131 196L133 195V194H130ZM135 195H133V197H135L136 198V196ZM141 195H139L140 197V200H141V197H143V196H141ZM169 195L170 194H168V197H169ZM193 195H195V194H193ZM4 196H5V194H4ZM20 196V195H19ZM31 196H32V192H31ZM64 196V195H63ZM112 196V195H111ZM110 196V197H111ZM144 196H146V195H144ZM163 196V195H162ZM175 196H177V195H175ZM174 196V197H175ZM185 196V195H184ZM196 196V195H195ZM211 196H213V197H211ZM216 196V197H217ZM243 197V199H241V197ZM7 197V196H6ZM34 197H36V195L34 196ZM43 197V196H42ZM54 197V196H53ZM57 197L58 196H56L55 197V199H57ZM60 197V196H59ZM105 197V196H104ZM133 197H131L130 198V200L133 198ZM172 197V196H171ZM180 197H183V195L182 196H179V198H178V201L180 200ZM192 197V196H191ZM231 197H232V195H231ZM236 197H238V198H240V200H241V202H237V201H239V200H235L236 199ZM26 197H24V199H25ZM38 199H39V196L37 197ZM44 198V197H43ZM42 198V199H43ZM111 198H113V197H111ZM118 198V197H117ZM128 198V197H127ZM139 198H137V199H139ZM148 198V197H147ZM155 198V197H154ZM153 198V199H154ZM160 198H161V195H160ZM165 198V197H164ZM177 198V197H176ZM237 198V199H238ZM12 199V198H11ZM21 200L20 202L22 203V201H25V200ZM38 199H37V201H38ZM41 199V198H40ZM39 199V200H40ZM49 199H50V197H49ZM48 199V200H49ZM55 199H53V200H55ZM115 200H116V197L114 198ZM157 199H158V197H157ZM174 199V198H173ZM199 199H201V198H199ZM212 199H215V200H212ZM33 200V198H31V201ZM133 200H134V198H133ZM144 200V198L142 199V201ZM151 201H152V199H150ZM166 200V199H165ZM165 200H163V201H165ZM191 200H193V199H191ZM202 200V199H201ZM236 202H235V201ZM34 201H36L35 199H34ZM47 200H45V202H46ZM57 201V200H56ZM65 201V200H64ZM63 201V202H64ZM96 201V199L94 200V202ZM101 201V200H100ZM162 201V200H161ZM194 201V200H193ZM204 201V200H203ZM213 201H215V202H213ZM231 201V202H230ZM84 202V201H83ZM86 202V201H85ZM116 202V201H115ZM114 202V203H115ZM130 202V201H129ZM141 202V201H140ZM144 202H145V200L143 201V205H144ZM147 202V201H146ZM153 202V201H152ZM151 202V203H152ZM156 202V201H155ZM181 202H182V204H181ZM188 202V203H187ZM17 203V202H16ZM44 203V202H43ZM66 203V202H65ZM125 204H124V206L126 205V202H124ZM150 203V204H151ZM158 203V202H157ZM169 203V202H168ZM37 204V203H36ZM67 204V203H66ZM102 204V203H101ZM129 204V203H128ZM127 204V205H128ZM131 204L133 205L134 203L132 202V203H130V205H128V206H131ZM141 204V203H140ZM156 204V203H155ZM165 204V203H164ZM163 204V205H164ZM185 204V205H184ZM200 204V203H199ZM210 204V205H211ZM218 204H219V206H218ZM18 205V204H17ZM54 205V204H53ZM146 205H148V203L146 204ZM193 205H195V206H193ZM208 205H209V202H208ZM244 205V206H243ZM102 205H100V207H101ZM122 206L123 205H121V209H122ZM138 206V205H137ZM48 207V206H47ZM51 207H53V206H51ZM63 207V206H62ZM126 207V206H125ZM124 207V208H125ZM139 207V206H138ZM142 207H144V206H142ZM147 207V206H146ZM171 207V206H170ZM175 207V206H174ZM201 207V208H200ZM1 208V207H0ZM33 208V207H32ZM31 208V209H32ZM115 208V207H114ZM116 208H119V207H117L116 206ZM123 208V209H124ZM129 208H131V207H129ZM150 208V207H149ZM2 209V208H1ZM1 209H0V212H1ZM26 209H28V208H26ZM30 209V208H29ZM30 209V210H31ZM120 209V208H119ZM127 209H128V207H127ZM136 209H138V208H136ZM136 209H134V208H132V209H128L127 210V212L129 213V212H131L132 213V211L133 210H135L136 211ZM140 209H142V208H140ZM168 209V208H167ZM170 209V208H169ZM64 210V209H63ZM115 210V209H114ZM144 210V209H143ZM142 210V211H143ZM181 210H182V212H181ZM117 211V210H116ZM120 211V210H119ZM124 211H126V209L124 210ZM172 211V210H171ZM184 211V212H183ZM55 212V211H54ZM61 212V211H60ZM59 212V213H60ZM86 212V211H85ZM115 212V211H114ZM118 212V211H117ZM116 212V213H117ZM137 212H139V211H137ZM145 212V210L142 212V213H144ZM148 212V211H147ZM146 212V213H147ZM180 212L182 213V214H180ZM3 213H7V212H3ZM10 213V212H9ZM47 213H49V212H47ZM58 213V214H59ZM83 213H84V211H83ZM83 213H81V214H83ZM124 213V212H123ZM122 212H118V215L119 214H123ZM134 214H135V212H133ZM145 213V214H146ZM152 213V212H151ZM161 213H162V211H161ZM164 213V212H163ZM31 214V213H30ZM53 214V213H52ZM63 213H61V215H62ZM80 214V213H79ZM78 214V215H79ZM85 214V213H84ZM125 214H126V212H125ZM125 214H123V215H125ZM148 215H151L150 214V212H148L147 213ZM108 215V214H107ZM130 215H132V214H130ZM141 215V214H140ZM144 215V214H143ZM3 216V215H2ZM27 216V215H26ZM51 216V215H50ZM54 216V215H53ZM86 216V215H85ZM92 216V215H91ZM94 216V215H93ZM112 216V215H111ZM114 216H116V215H114ZM127 216V215H126ZM128 216H129V214H128ZM134 216V215H133ZM133 216H131L130 218H134ZM152 216V215H151ZM155 215H153V217H154ZM1 217V216H0ZM31 217V216H30ZM29 217V218H30ZM83 217V216H82ZM136 217H137V215H136ZM135 217V220L139 217V220H140V218L141 217H145L146 218V216H138L137 218ZM148 217V216H147ZM47 219L49 218V217H46ZM54 219H55V217H53ZM81 218V217H80ZM95 218V217H94ZM109 218V217H108ZM120 218V221L121 220H123V219H121V217H119ZM25 219V218H24ZM45 219V218H44ZM64 219V218H63ZM85 219H87V217L85 218ZM84 219V220H85ZM88 219H89V217H88ZM132 219H130V220H132ZM161 219H163L165 222H161ZM49 220V219H48ZM57 220V219H56ZM102 220V219H101ZM108 220V219H107ZM129 220V219H128ZM129 220V221H130ZM148 220V219H147ZM162 220V221H163ZM26 221H28V220H26ZM58 221V220H57ZM57 221H55V225H56V223H58ZM60 221V220H59ZM75 221H77V218L75 219ZM134 221V220H133ZM146 221V220H145ZM219 221V222H220ZM259 221V223H257V222ZM40 222V221H39ZM45 222H46V220H45ZM53 222V226H54V220L52 221ZM71 222H73L72 220H71ZM78 222V221H77ZM88 222V221H87ZM86 222V223H87ZM97 222H99V221H97ZM96 222V223H97ZM100 222H102V221H100ZM108 222V221H107ZM146 222H148V221H146ZM215 222H218V221H215ZM42 223V222H41ZM103 223V222H102ZM114 223V222H113ZM130 223V222H129ZM134 223V222H133ZM139 222H136L135 224V227L137 226V224H138ZM144 223V222H143ZM209 223V224H208ZM214 223V222H213ZM44 224H46V226H48L47 224L48 223H44ZM50 224H52V223H50ZM59 225H60V223H58ZM85 224V223H84ZM123 224V223H122ZM125 224H127V223H125ZM145 224V223H144ZM208 224V225H207ZM28 225H29V223H28ZM27 225V226H28ZM41 225V224H40ZM100 225V224H99ZM130 225H133V224H131L130 223ZM0 226H2V225H0ZM13 226V225H12ZM25 226V225H24ZM37 226V225H36ZM35 226V227H36ZM102 226V225H101ZM100 226V227H101ZM113 226H114V228L116 227L115 226V224H113ZM112 226V227H113ZM120 226H121V224L119 225V228H120ZM138 226H139V224H138ZM225 226H227V228H225ZM4 227V226H3ZM2 227V228H3ZM26 227V226H25ZM31 226H29V227H26V229H23L22 230V233H23V231H26L28 228H30ZM32 227H34L33 225H32ZM56 227V226H55ZM87 227V226H86ZM96 227V226H95ZM103 227V226H102ZM111 227V228H112ZM129 226H128V224H127V227H126V230H124V231H126L125 232V236H128V237H126V238H130L131 237V239L132 240H134V242H135V240L137 241V242H139V243H141V246H139L138 248L139 249H137V250H134V251H132V250H123V249H121L122 251H126V255H130L131 256V258L133 259V263L132 264H136L137 262H139L141 259V261H143V259L145 258V257H148V256H145L144 255V253H146L145 251V249H147L146 247H145V245L147 246V244L148 243H146L145 244V239H147V237H148V239H151L153 236H154V234H153V236H151V238L149 237L150 235H152L151 233H150V231H148L146 234H148L147 235V237H145L146 235H145V233L143 232V229L141 230L140 228L139 229H135V227L134 228H132L133 226H130L129 228H128ZM144 227V226H143ZM146 227H147V225H145V227H144V229H146ZM198 227V226H197ZM200 227V226H199ZM202 227V226H201ZM1 228V232H0V234L2 233V234H4L5 233V231H4V233H3V229ZM43 228V227H42ZM41 228V229H42ZM57 228V227H56ZM55 228V229H56ZM72 228H73V226H72ZM90 228H94V226L93 227H90L89 226V228L88 229H90ZM114 228H113V231H114ZM136 228H138V227H136ZM149 228H147V229H149ZM161 228H159L158 230H161ZM169 228V229H170ZM224 228V229H223ZM37 229V227L35 228V230ZM47 229V228H46ZM54 229V230H55ZM59 229V228H58ZM110 229V228H109ZM116 229V228H115ZM125 229V228H124ZM163 229V228H162ZM168 229V228H167ZM169 229L168 230H166V234H167V231H168V234H169ZM198 229H201V228H198ZM203 229V228H202ZM201 229V230H202ZM222 229V230H221ZM32 230V229H31ZM30 230V232L32 233V235H33V233H34V236L36 235H38L39 236V232H32ZM43 230V229H42ZM61 230H64V229H61ZM80 230H82L81 228H80ZM99 230V229H98ZM97 229H96V231H98ZM155 230H157V229H155ZM154 230V231H155ZM181 230H179V231H181ZM196 230H197V228H196ZM36 231H38V230H36ZM79 231V230H78ZM110 231H112V229H110ZM123 231V232H124ZM182 231V232H183ZM198 231V230H197ZM13 232H14V230H12V231H8V235L6 234V239L8 238V237H11L12 236V234H13ZM20 232V231H19ZM27 233H25V234H27V235H29V230L28 231H26ZM44 232H45V229H44ZM80 232V231H79ZM82 232V231H81ZM80 232V233H81ZM86 232H87V230H86ZM85 232V233H86ZM90 232H92V231H90ZM188 232V233H189ZM17 233V232H16ZM36 233V234H35ZM47 233V232H46ZM50 233V232H49ZM84 233V234H85ZM94 233H95V231L93 232V234H91L92 235V237H93V235H94ZM115 232H113V233H110L109 235H110V237H112L113 235H111V234H114ZM117 233H119V232H117ZM184 233H182V234H184ZM194 233V232H193ZM2 234L0 235V236H2ZM24 234V233H23ZM23 234H18V236H20V237H22V236H24ZM41 234V233H40ZM48 234V233H47ZM56 234H59V233H56ZM63 234V233H62ZM103 233H101V235H102ZM144 234V235H143ZM157 234V233H156ZM165 234V233H164ZM232 234L234 235V236H232ZM74 235H79V234H76V232H75V234ZM80 235H83V234H80ZM100 235V234H99ZM100 235V237H102ZM108 235V234H107ZM116 234H114V236H115ZM118 235V234H117ZM119 235H120V233H119ZM122 235H124V233L122 234ZM193 235V234H192ZM16 237V238H18L17 240H19V237ZM33 236V237H34ZM45 236H47V235H45ZM75 236V237H76ZM85 236V235H84ZM95 236V235H94ZM124 236V237H125ZM144 236V237H143ZM157 236V235H156ZM163 236V235H162ZM3 237V238H4ZM29 237V236H28ZM30 237H31V235H30ZM32 237V238H33ZM75 237H73V238H75ZM81 237V236H80ZM86 238H87V235L85 236ZM84 237V238H85ZM99 237V240H98V238H97V240L99 241V243L101 242V239H103V240H105V238H106V235H105V237L103 238H100ZM121 237V236H120ZM167 237V236H166ZM164 238L165 240L167 239V238ZM183 237V236H182ZM181 237V238H182ZM198 237V236H197ZM241 237H245L246 239H242ZM15 238V239H16ZM23 238H27V237H23ZM11 239H13V241H14V238H11ZM10 239V240H11ZM42 239V238H41ZM61 239V238H60ZM63 239V238H62ZM76 239H79V238H76ZM76 239H74V240H76ZM88 239V238H87ZM112 239V238H111ZM110 239V240H111ZM130 239V240H131ZM155 239V238H154ZM163 239V238H162ZM162 239H161V241H160V239L158 240V242L160 241V243L162 242L163 243V241H162ZM191 239V238H190ZM199 239V238H198ZM38 240H39V238H38ZM45 240H47V239H45ZM45 240H42V241H45ZM59 240V239H58ZM108 240V239H107ZM124 240V239H123ZM126 240V239H125ZM131 240V241H132ZM152 240V239H151ZM155 240H157V238L155 239ZM182 240V239H181ZM64 241V240H63ZM188 241V240H187ZM187 241H185V243L187 242ZM194 241V240H193ZM1 242V241H0ZM21 242V241H20ZM78 242H80V241H78ZM78 242H75L77 245H78ZM84 242V241H83ZM95 242V241H94ZM97 242V241H96ZM111 242V241H110ZM153 242V241H152ZM157 242V241H156ZM157 242V243H158ZM166 242V241H165ZM164 242V243H165ZM195 242H199V241H195ZM2 243V242H1ZM0 243V244H1ZM25 243V242H24ZM24 243H23V246H24ZM28 243H31V242H28ZM42 243V242H41ZM52 242H50V244H51ZM74 243V242H73ZM85 243V242H84ZM99 243H95L94 245H96L97 244V246H94V247H98V244ZM168 243V242H167ZM181 243H183V244H181ZM188 243V242H187ZM186 243V244H187ZM3 244V243H2ZM33 244V243H32ZM52 244H54V243H52ZM75 244V245H76ZM86 244V243H85ZM88 244H90V243H88ZM102 244H104V242L103 243H100L99 244V249H101V245ZM110 244V243H109ZM189 244V243H188ZM192 244H194V243H192ZM195 244H197V243H195ZM19 245H22V244H19ZM19 245H13V247L14 246H17L18 247V249H17V251H13L14 249L13 248H10V249H5V248H3L1 245H0V260H2V255H4L5 257L7 256V260H9V263L11 264V262L10 261H12L11 260V258H13V256H15L16 254L17 255H19V253H20V256L22 255V260H21V262L22 261H24L23 259H25V258H28V256H26V257H24V255H26L27 253H29L28 251H26V250H28L27 249V247H26V250H25V248L22 250V248H20L21 250H19V247H21V246H19ZM36 245V244H35ZM108 245V244H107ZM106 245V246H107ZM151 245V244H150ZM166 245V244H165ZM190 245V244H189ZM189 245H188V247H189ZM246 245V246H245ZM258 245L256 246L257 248H258V250H259V247H258ZM22 246V247H23ZM25 246H28L27 245V243H26V245ZM53 246V245H52ZM85 246V245H84ZM105 245L104 246H102L104 249H105V247H106ZM126 246V245H125ZM192 246V245H191ZM194 247H195V245H193ZM192 246V247H193ZM253 246H255V245H253ZM253 246H250V247H252L253 249H254V247ZM9 247H12L11 245L9 246ZM17 247H15V248H17ZM61 247V246H60ZM59 247V248H60ZM65 247H66V244H65ZM64 247V248H65ZM69 247H70V245H69ZM69 247H66L65 249H67V248H69ZM90 247V246H89ZM109 247H110V245H109ZM124 247V246H123ZM122 247V248H123ZM144 247H145V249H144ZM158 247V246H157ZM170 247V246H169ZM187 247V248H188ZM198 247V246H197ZM262 247V246H261ZM260 247V248H261ZM64 248H61V250H63ZM92 248V247H91ZM102 248V249H103ZM106 248H108V247H106ZM121 248V247H120ZM127 248H129L128 246H127ZM132 248V247H131ZM186 248V246L184 247V249ZM186 248V249H187ZM190 248V247H189ZM242 248V247H241ZM257 248H255V249H257ZM12 249V250H11ZM71 251H74L75 249H73L72 247H71ZM84 249V248H83ZM89 249V248H88ZM109 249V248H108ZM175 249V250H176ZM176 250V251H178V252H182L181 250ZM264 249V247L262 248V249H260V250H263ZM60 250V249H59ZM145 250V251H144ZM247 250V249H246ZM250 250V249H249ZM13 251V252H12ZM33 251H35V250H33ZM38 251V250H37ZM57 251V250H56ZM147 251H149L148 249H147ZM153 251H155V250H153ZM189 251V250H188ZM187 250H185V254L186 255H189L190 256V254H189V252H188ZM195 251V250H194ZM264 251V250H263ZM41 252V251H40ZM91 252V251H90ZM96 252V251H95ZM112 252V251H111ZM121 252V251H120ZM155 252H157V251H155ZM167 252V251H166ZM169 252V251H168ZM167 252V253H168ZM178 252H176L177 254H178ZM196 252V251H195ZM236 252H237V250H236ZM252 252V251H251ZM262 252V251H261ZM22 253V254H21ZM36 253V252H35ZM38 253V252H37ZM97 253V252H96ZM110 253V252H109ZM113 253H115V252H113ZM148 253H150L151 255H153V254H155V253H153L152 252V250H151V252L149 251V252H147V254ZM153 253V254H152ZM171 253V252H170ZM262 253H264V252H262ZM95 254V253H94ZM99 254V253H98ZM146 254V255H147ZM150 254H149V257H150ZM196 254V253H195ZM240 254V253H239ZM238 254V255H239ZM260 254V253H259ZM29 255V254H28ZM60 255V254H59ZM69 255H70V253H69ZM108 255V254H107ZM106 255V256H107ZM109 255H112L111 253L109 254ZM159 255V254H158ZM179 255V254H178ZM35 256H36V254H35ZM105 256V255H104ZM165 256V255H164ZM170 256V255H169ZM191 256H193L192 255V253H191ZM109 256H107V258H108ZM112 257H115V255L114 256H112ZM125 256H123V258H124ZM173 257V256H172ZM186 257H188V256H186ZM261 257V256H260ZM264 257V256H263ZM37 258V257H36ZM41 258V257H40ZM55 258H57V257H55ZM95 258V257H94ZM94 258H92L93 260H94ZM130 258V257H129ZM167 258V257H166ZM169 258V257H168ZM189 258V257H188ZM194 258V257H193ZM86 259H88V258H86ZM116 259V258H115ZM118 259H120V258H118ZM157 259V258H156ZM171 259V258H170ZM179 259V258H178ZM245 259H246V257H245ZM107 260H110V259H107ZM106 260V261H107ZM114 260V259H113ZM120 260H122V258L120 259ZM186 260V259H185ZM243 260V259H242ZM26 261V260H25ZM95 261V260H94ZM97 261V260H96ZM103 261H104V258H103ZM119 261V260H118ZM118 261H116V260H114V262L112 261V263L110 262V264H115V263H117L118 264ZM172 261V260H171ZM171 261L169 262V261H167V262H169V263H171ZM178 261V260H177ZM183 261V260H182ZM239 261V262H238ZM38 262V261H37ZM105 262V261H104ZM121 262V261H120ZM119 262V263H120ZM166 262V263H167ZM180 262V261H179ZM264 262V261H263ZM93 263V262H92ZM108 263V262H107ZM122 263V262H121ZM165 263V264H166ZM248 263V262H247ZM0 264H3V262H0ZM19 264H20V261H19ZM24 264V263H23ZM30 264V263H29ZM33 264V263H32ZM123 264H126L125 262H123ZM129 264V263H128ZM189 264H191V263H189ZM198 264V263H197ZM208 264V263H207ZM246 264V263H245ZM258 264V263H257ZM259 264H260V262H259Z\"/></svg>",
	"mask_w": 264,
	"mask_h": 264
},
{
	"label": "rangeland",
	"instance_id": "rangeland-1",
	"mask_svg": "<svg viewBox=\"0 0 264 264\" xmlns=\"http://www.w3.org/2000/svg\"><path fill=\"white\" fill-rule=\"evenodd\" d=\"M30 0H23L20 4H15V3H13L12 5L11 4H6V5H4L3 4V6H4V9H3V6H2V3H0V10L3 12L6 8L8 9V7H11L10 9H12V11H13V13L12 14H14V15H12V16H9V17H7L6 19H13V17L15 18V17H20V20H22L23 19V17H24V13H26V12H28L32 7H36L37 5H40L41 3H42V0H31V2H29ZM59 1H61V2H59V3H57L56 2V4H54L53 6H52V8H50L51 10L50 11H47V14H46V16H47V19H45V17H43V18H41V17H39L38 16V13L35 15H31V16H36L35 17V20H34V18H32V22H30V23H32V24H30V23H28L27 25H29L30 24V26H26V27H24V28H20V29H17L15 32L14 31H12V30H10V31H6L5 32V27H7L6 25H3L2 27H0V30H2V31H4L2 34H1V36H0V39H3V37H8V38H10L9 39V41L7 40V41H3V42H0V78H1V81H0V136L1 137H7V139H5V141L7 140L8 141V139H9V142H5L6 144H7V146L6 145H4V147H6V149L8 148H10L11 150H14L15 149V151H20V152H18L17 154L16 153H13V154H15L14 155V158L13 159H11V160H9V161H7V163L9 164V167L11 168V169H13V171L16 173V174H20V176H21V174H22V171L23 170H25V175L26 176H28V177H26L25 175H22V179L20 178L19 179V181H17V182H8L7 181V184H5V185H2L1 184V186H0V189H2V193H1V196L3 197V198H1L2 199V202H0V207L2 208H0L1 209V212H0V225H2V226H0V232H1V228L3 229V233H4V231H5V233L4 234H2V236H0V241L3 243H1L0 245L3 247V248H5V249H10V248H13L14 250L13 251H17V249H18V247L17 246H14L13 247V245H19V244H22V245H19V246H21V247H19V250H21L20 248H22V250L25 248V250H26V247H27V249L28 250H26V251H28L29 253H27L26 255H24V257H26V256H28V258H25V259H23L24 261H22L21 262V260H22V255L20 256V253H19V255H15V256H13V258H11V260L12 261H10L11 262V264H19V261H20V264H110V262L112 263V261L114 262V260H116V261H118V264H123V262H125L126 264H132L133 263V259L131 258V256L130 255H126L127 253H126V251H122L121 249H127V250H132V251H134V250H137V249H139L138 247L139 246H141V243H139V242H137L136 240H135V242H134V240H132L131 239V237L130 238H126V237H128V236H125V232L126 231H124V230H126V227H127V224H128V226L130 227V226H133L132 228H134L135 227V223L136 222H139L138 224H139V226H138V224H137V226L136 227H138V228H136L135 227V229H143V232L145 233V237H147V235L148 234H146L148 231H150V233L152 234V235H150L149 237L151 238V236H153V234H154V236L151 238V239H148V237H147V239H145V244L146 243H148L147 244V246L145 245V247L151 252V250H152V252L153 253H155V254H153V255H151L150 253H148L147 254V252H149V251H147V249H145V247H144V249L146 250H144L146 253H144V255L145 256H148V257H145L144 259H143V261H139V262H137L136 264H165L167 261H171V263H169V262H167L166 264H189V263H191V264H200L199 262H197V260H196V257L198 256V253H200V250H201V248L199 247V243H200V241L202 240L201 238H200V236H201V234L202 233H200V235H194L195 234V232H198L197 234H199V230H200V232L202 231H209L210 229H209V227L210 228H212L214 225H216V224H219V223H221V221L219 220V219H215V220H212V221H210L207 225H208V228H205V226L203 225V224H195V231H194V228L193 229H190V231L191 232H189V230L187 231V229L185 230V233H184V231L183 230H181V229H179V230H181V231H179V230H177V235H176V238L178 239V241H180V242H183V243H181V244H183L182 245V247H181V245H180V248H182V249H178V250H181L182 252L180 253V252H178V251H176L177 249L175 248L176 247V245H174V243H170L169 241V238H170V236H169V238H168V235H170V230H171V228H170V226H169V224H168V222H165L163 219H165L167 216H168V220L167 221H169V216L170 215H168V214H172V212L174 213V211L178 208H180L181 206L183 207V209H184V207H185V209L184 210H187L186 209V206L187 207H189L190 206V204H188V205H186V206H183V204H182V202H185V201H188V200H185V199H190L188 202H190L191 201V205H192V203L194 204L195 202L197 203V204H195V205H197V206H195V205H193V206H195V208L197 207V208H199V206L198 205H200V206H202L203 204V202L205 203V201L206 200H208V201H206V205L207 206H209V207H214V206H216L217 205V203L216 202H218V203H220L219 202V200L221 199V198H223V196L222 197H220L222 194H223V192L225 191V192H227L228 193V188H226V187H224L227 183V185L226 186H228L229 188H231L232 189V193L230 192L231 191V189H229L230 191H229V193H230V195H229V193L227 194V196L229 195L230 197H229V199L231 198H233L235 195L236 196H238L239 197V195H240V193L241 192H243L244 191V189H245V191L248 189H250V187H251V185H253L254 186V184L255 183H258V182H256V180H255V183L254 184H252L250 181H254L253 179L255 178V176L256 175H258V174H256L255 172H254V168L253 167H255L253 164V162L254 161H251L252 163L250 164V165H247V164H249V160H247V161H249L248 163H245L244 165L243 164H241L242 162H246V161H243V160H246V159H248V156H249V154H250V152L251 151H247L248 149L249 150H253L254 149V147H251V149H250V145H249V148H248V145H246V143H245V145L247 146V148L246 147H243L242 146V144H243V141L242 140H244V139H247L248 140V134L249 133H251L250 132V130H252V124L250 123V122H248L249 120H246V118H244L245 119V121H244V119L243 118H241L240 120H242V121H240V123L241 124H239V122H238V124H239V127H241L240 128V130L242 131H240L239 132V130L237 131L236 129L233 131V132H236V133H233L231 136H232V138L233 137H235V138H237V140L234 138V140L235 141H233L232 140V138H230V140H232L231 141V143H232V147H233V145L234 146H236L235 148H234V150H236V151H238V153H239V155L237 154V157L239 158V160L241 161V159H240V157L239 156H241V158L242 157H244L245 155L247 156H245L244 157V159L242 160V162H240L239 160H237V162H236V164L234 163L233 164V168H231V166H230V168L232 169V170H230L229 168L227 169V172H229V170L232 172L233 170V176H230L232 173L231 172H229V173H227L226 174V176L224 177V183L226 182V184L224 185V183L222 182V179H223V177H222V175L224 174L223 173V170L221 171V168H220V170L218 169L219 167H216V165L218 166L219 164H221L220 165V167L223 165L222 163H221V160H217V162L215 161L214 162V159L216 160V154H215V157H214V159L213 158H211V156L213 157V155H209V154H212V152L213 153H216V149H217V147H215V146H218V144L216 145V143L214 142V144H215V146H214V144H212V147L214 148L215 147V149L213 150V149H209V147L211 146V143L209 144L210 146L209 147H207V145H208V143H205L204 144V141L203 142H197L199 139H196L197 141H196V143H195V145H194V147H195V151H194V147H193V145H192V147L190 148V147H187L186 149L187 150H185V153L188 151L189 152V148L190 149H193V151H191L190 150V152L188 153L187 152V154L185 155V153H183V155L181 154V156H180V154H178V152L177 151H173L172 149H169V148H173V142H174V140H173V142L172 141H169V139H171V137L173 138V134L175 135L176 133H178L179 134V138L178 139H180L181 141L182 140H185L186 142H188V140L187 139H184V137H185V135H187L186 136V138H188V136L190 135V133L193 131L194 132V129H192V131H190L189 129V134H188V132L187 133H185V135H183L182 134V132L181 133H179L181 130H179L178 132L175 130V131H172V130H170V131H172V133H170L169 131H168V129H173V128H178L177 126H179L180 128H182V125H183V133L184 132H186V129L185 128H189L190 127V129H191V125H188V126H186V124H181L182 122H181V119H180V116H179V114H176V113H178L177 112V110L179 109V107H177V104H175V102L176 103H178V104H180L179 103V99L177 100V98H176V96L180 93L179 91H178V93L176 94V96H174L175 98H176V101H169V102H167L166 104H168V105H164L162 108L163 109H169V107L168 106H170V105H172L174 108H175V105H176V110H174V108L172 107V106H170V108L171 109H173L175 112H173L175 115H176V119H175V121H173L174 120V118H168L165 114L169 111H167L166 113L162 110L161 112H160V114H157V116H155V115H153V114H155V112H154V109L153 108H144V107H138V105H139V103H136V102H130V99L127 97V95H125L126 93L128 94V92L130 91V92H132V93H134V89H136L138 92H139V94L140 95H142V92L140 91V90H138L137 88H134V89H132L133 91H131L130 89L131 88H129L128 87V84L126 83H122L123 81L124 82H126V80L124 79V74L122 73V74H119V72H117L116 73V76L114 77L115 79L114 80H118V84H117V86H119V88H123L124 86L126 87V88H124L123 90L122 89H119L121 92H124L125 91V93H119V91H118V87H116V89L114 90V88H112V87H115V85L114 86H112L111 87V85H113V83H110V81L112 82V81H114V80H108L109 82H106V81H104L103 79H102V83H100V81L98 82V83H100V84H103L104 83V86H105V84H107L106 85V88L104 87V89H107V86H108V88H109V85L108 84H110V87L112 88H109V90H107V91H105V93H103V95H101V93H99L98 91L99 90H102V86L100 87V84H99V87L96 85H85L87 88H85L84 89V87L82 86V82H81V80H80V83H81V85H79L78 83L79 82H77V81H75V80H79L80 79V76H81V74L82 73H80L79 74V72H82V71H84V70H88V69H91L92 68V66L90 65V66H87V65H85V62H86V60L84 59V58H87V59H89V57H88V55L85 53V51L83 50H81L79 53H78V51H76V49H78L77 48V45L79 46L80 44H81V40H79L78 38H79V35L77 34V35H72L73 37H76L75 39L70 35L71 34V32L72 33H74L73 32V29H71V28H73L72 26H75L78 22H82V21H79V18H80V20H81V17H83L84 19L83 20H86V13H87V17H88V14H89V6H91L92 7V3L91 2H89L90 0H83V1H85V2H83L82 3V1L80 0V2H78L79 0H65V2H64V0H59ZM100 1H102V0H100ZM65 3V4H64ZM89 3H91V5L89 4ZM97 3H98V1H97ZM32 4V5H31ZM77 4V5H76ZM83 4V5H82ZM99 4H101L100 2H99ZM11 5V6H10ZM15 5H17V6H15ZM29 5V6H28ZM77 7H76V6ZM80 5H82V6H80ZM102 5V4H101ZM100 5V6H101ZM19 6V7H18ZM30 6H31V8H30ZM70 6H72V7H70ZM16 7H18V9L16 8ZM27 7V8H26ZM69 7V8H68ZM76 7V8H75ZM14 8V9H13ZM29 8V9H28ZM67 8H68V12L66 11L67 10ZM83 8H86L87 9V12L85 11L86 9H83ZM6 9V10H7ZM17 9V10H16ZM55 9V10H54ZM102 7L100 8V10L102 11ZM5 10V11H6ZM4 11V12H5ZM25 11V12H24ZM16 13V14H15ZM46 13V12H45ZM16 15V16H15ZM21 15V16H20ZM80 15V16H79ZM96 15V14H95ZM64 16H66V17H64ZM95 18V20H97L98 18H99V16L97 17V16H94ZM38 18H39V20H38ZM62 18V19H61ZM66 18V19H65ZM74 18L76 19L77 18V20H74ZM70 19V20H69ZM63 20H65L63 23H62V21ZM71 20H72V22H75L76 23V21H77V23L75 24V23H72L71 22ZM57 22L59 23V24H57ZM69 22V23H68ZM42 25H41V24ZM68 23V24H67ZM57 24V25H56ZM72 24V25H71ZM75 24V25H74ZM79 24V23H78ZM41 25V26H40ZM70 25H71V27H70ZM56 26V27H55ZM68 26H69V28H68ZM77 26H79V27H77ZM77 26H75V28L76 29H79L80 30V28H82V26H80V24L79 25H77ZM42 28L41 30L39 29V28ZM43 27H44V29H43ZM34 28V29H33ZM40 30V34H39V30ZM74 28V29H75ZM84 29L85 28H82V30H80V32L82 33V31H84ZM89 30L87 31V33H86V36H87V34L89 35V39H91V34H93L94 33V30L93 29H90V28H88ZM43 30V31H42ZM64 30H65V33H62V32H64ZM72 30V31H71ZM12 31V32H11ZM33 31H35V32H33ZM46 31H48V32H46ZM67 31L70 33H67ZM71 31V32H70ZM14 32V33H13ZM23 32V33H22ZM20 33H22V34H20ZM20 34V35H19ZM35 34V35H34ZM62 34H64L63 36H67L66 34H68V36H70V37H66V39H68V40H66L65 38H63V36H61ZM57 35V36H56ZM106 35H107V32H105L104 33V35H103V38H105L106 37ZM19 36V37H18ZM43 36V38L41 39V37ZM50 36V37H49ZM24 37H25V39H24ZM28 37V38H27ZM54 37H55V39H56V42H55V39H54ZM62 39H64L63 41L61 40V38ZM126 38V39H125ZM25 41H24V40ZM31 39V40H30ZM33 39V40H32ZM53 39V40H52ZM22 40L24 41L23 43H22ZM27 40V41H26ZM54 43H53V42ZM57 41H58V43H57ZM61 41L63 42V44L61 43ZM73 41V42H72ZM122 41L123 42H127L128 41V37H124L123 39H122ZM71 42V43H70ZM122 42V43H123ZM50 43V47L49 46H47L48 44ZM92 43H93V41H92ZM20 44V45H19ZM46 44V46H47V48H48V50H46V48H45V45ZM74 44V45H73ZM124 44V43H123ZM8 45L10 46V47H8ZM28 45V46H27ZM52 45V46H51ZM73 45V46H72ZM96 45V46H95ZM103 46H101V48L100 49H102V48H104L105 46H106V44H102ZM125 45V44H124ZM25 48H24V47ZM39 46H42L41 48H43V50L40 48V52L41 53H39L38 51H37V47L39 48ZM44 46V47H43ZM93 46L94 47H97L98 46V44H94L93 43ZM14 48V49H12V48ZM23 47V48H22ZM72 47H74V48H72ZM9 48H11V49H9ZM18 48V49H17ZM21 48V49H20ZM36 48V49H35ZM50 48V49H49ZM64 48H67V50L66 49H63ZM72 48V51L74 50V51H76L75 52V54L73 53V52H68L69 53V55H70V53L72 54V55H70L71 57H69L68 56V60H64L63 59V56H64V58L65 57H67V52L66 51H69L70 49ZM21 50V51H19L18 52V50ZM22 49L23 50H25V51H28V49L30 50V51H28V53L27 52H25V54H24V51H23V53H22ZM45 49V50H44ZM3 50H4V52H3ZM39 50V49H38ZM44 51V52H42V51ZM66 50V51H65ZM46 51V52H45ZM8 52H10V54L8 55ZM4 53V54H3ZM30 53V54H29ZM76 53H78L77 55H76ZM22 54H24V55H22ZM26 54H28V55H26ZM37 54V55H36ZM65 54V55H64ZM30 55V56H29ZM87 55V56H86ZM16 56V57H15ZM26 56V57H25ZM75 56V57H74ZM13 57H15V58H13ZM60 58H62L61 60H60ZM81 58L82 59H84L85 60V62H83V61H81V63L83 62V65H84V67H81V64H80V61H79V59L81 60ZM11 59H13V60H11ZM54 59H56V60H54ZM57 59H59V63H60V61H61V66L59 65V64H56V63H58V60ZM67 59V58H66ZM62 60L64 61V63L62 62ZM57 61V62H56ZM89 61V60H88ZM122 61V60H121ZM77 62V63H76ZM9 63H10V65H9ZM72 63V64H71ZM98 63H101V62H98ZM64 64L65 65H67V64H69V65H71L70 67H68L69 65H67L66 67L67 68H70V70H68L67 68H66V70L67 71H62V70H64L65 69V66H64ZM78 64H80V65H78ZM63 65V66H62ZM82 65V66H83ZM1 66H3L4 68H2ZM7 66H8V69H7ZM58 66H60V67H58ZM63 68V69H62ZM17 69V70H16ZM93 70H95L94 68H92ZM92 69H91V71H92ZM99 70V69H98ZM7 71V72H6ZM70 71H71V73H70ZM90 71V72H91ZM2 72H4V73H2ZM58 72H60V74H58ZM77 72V73H76ZM86 72V71H85ZM84 72V73H85ZM88 72V71H87ZM93 72V71H92ZM98 71H94V73H97ZM63 73H64V75H63ZM66 73V74H65ZM99 73V72H98ZM97 73V74H98ZM2 74V75H1ZM73 74H76L75 76H73ZM77 74H78V76H79V78H78V76H77ZM15 75V76H14ZM121 75V76H120ZM123 75V76H122ZM2 76H3V79H2ZM6 76H8V77H6ZM73 76V77H72ZM6 77V78H5ZM33 77V78H32ZM72 77V78H71ZM119 77H121V78H123V81L119 78ZM126 77H128V76H125V78ZM67 78H69V79H67ZM77 78V79H76ZM60 80H62V81H60ZM69 81V82H68ZM73 81H75V82H77L75 85H74V83L75 82H73ZM2 82V83H1ZM73 82V83H72ZM121 82V83H120ZM56 83V84H55ZM59 83V84H58ZM66 83H67V85H66ZM97 83V84H98ZM1 84H3L2 86H1ZM64 84H65V86H64ZM71 84L73 85V89H69V88H71L70 86H71ZM119 84H121V86L119 85ZM125 84V85H124ZM55 85V86H54ZM63 85V86H62ZM79 85V86H81L82 87V89H77V86ZM84 85V84H83ZM76 86V87H75ZM91 86V90L89 89V87ZM93 87L95 88V87H98V88H100L99 90H96V89H94V91H96V95L98 96V95H100L101 97H102V99L101 100H104V102L106 101V102H108L107 104V106L105 105V108L102 106V104H104L103 103V101H101L100 100V96H96V95H94L95 93H94V91H93ZM127 87H128V89H127ZM97 88V89H98ZM35 89V90H34ZM55 89V90H54ZM66 89H68V90H70V93H67L66 94V92L68 91V90H66ZM75 89H76V91L77 90H79V91H77V92H75ZM88 89V90H87ZM104 89L102 90V91H100V92H104ZM80 90L82 91L83 90V93H82V95H80L81 93H79L80 92ZM87 90L89 93L87 94V92H85V91ZM110 90H112L111 92H109ZM128 90V91H127ZM136 90H135V93H138V92H136ZM73 91V92H72ZM12 92V93H11ZM69 92V91H68ZM92 92L94 93L93 94V96L91 95L92 94ZM107 92L109 93V95L112 93L113 94V96H114V93H115V96L117 97V96H120V97H123L124 98V100H122V99H120L119 100V102H118V99H116L115 97V99H114V101H112V103L113 102H116L115 104L113 103H111L112 105H114L113 107L111 106V104H110V100H113V99H111L113 96L112 95H110V97H107L106 95H107ZM119 93V94H117V93ZM129 92V93H130ZM177 92V91H176ZM63 93H65V94H63ZM69 94H71V96L69 95ZM72 94H74V95H72ZM77 96V97H76ZM89 96V98H87ZM90 96L92 97V99H90ZM94 96H96V97H94ZM104 96H105V99H104ZM69 97V98H68ZM79 97L81 98V99H79ZM100 97V98H99ZM127 97V98H126ZM56 98V99H55ZM74 98V99H73ZM94 98V99H93ZM95 98H97V100L99 99L100 100V102L102 103H100L99 101H97ZM106 98H110V100L109 99H106ZM126 98V99H125ZM171 98L172 97H170L169 99L171 100ZM175 98H172V99H174L175 100ZM68 99V100H67ZM71 99H73V100H75V103H76V101H78V102H82V101H84V102H86V101H88V104H86V108H83L84 106V104L85 103H83V105H81L80 103L78 104V102L75 104L74 103V101L72 100V102H73V104H72V102H70L71 101ZM77 99V100H76ZM53 100V101H52ZM5 101V102H4ZM65 101V102H64ZM93 102V104H91L90 102ZM122 101V102H121ZM124 101V102H123ZM125 101L128 103H126L125 105L123 104V103H125ZM168 101V100H167ZM55 102V103H54ZM70 102V103H69ZM118 102V103H117ZM124 105V106H127V107H129V106H131L132 105V103H133V105L131 106L132 108L131 109H129V108H125L124 106H121V103ZM129 102L131 103V104H129ZM94 103H96V108H95V110H93L92 109V107H94ZM59 104L61 105V106H59ZM68 104H71L72 106H70V105H68ZM100 106H99V105ZM106 104V103H105ZM134 104H137V106H135ZM173 104H175V105H173ZM55 105H56V107H55ZM77 105H79V107L77 108L76 106ZM82 106V109L83 110H85L86 111V109L89 107V105H90V109L92 110V112L93 113H91V110H89V112H88V110H87V112H88V115H87V113H83L84 111H80L79 110V114H77L78 112V109H81V106ZM119 106H121V108L119 109L118 107ZM208 106L209 105H207L206 106V110L207 111H209L210 112V110H212V108L213 107H211V109L210 108H208ZM211 106V105H210ZM136 107H138L137 109V111H136ZM98 108V110H99V114H96V112L94 113V111H96V109ZM104 108V109H103ZM114 108H115V110H114ZM117 108V109H116ZM199 108V107H198ZM197 108V109H198ZM73 109H76V110H74L73 111ZM81 109V110H82ZM121 109H123V110H121ZM126 109V110H125ZM140 109V110H139ZM144 109L145 110H147V111H144ZM165 109V110H166ZM171 109H170V111H171ZM197 109L195 110H193V111H197ZM208 109H210V110H208ZM72 110V111H71ZM109 110H110V112H109ZM133 111L134 110V112H132V114H130L132 117H130L128 114H129V112L128 111ZM200 110V109H199ZM203 110H205V107L203 108ZM202 110V111H203ZM76 111V112H75ZM114 111H115V113H114ZM125 111L126 112H128V114L126 115L127 117H123V113H124V115H125ZM140 111V112H139ZM213 111H215V110H212V112ZM66 112V113H65ZM71 112H73V115L71 116ZM98 112V111H97ZM106 113V115L104 114V113ZM135 112L137 113L138 112V114L139 113H141V112H143V113H141V114H139V115H137V116H140V118L139 117H137L136 115H135ZM162 112H164V113H162ZM197 112H199V111H197ZM212 112H210V113H212ZM76 113V114H75ZM89 113H91L92 115H90ZM116 113H120L118 116H116L117 114ZM131 113V112H130ZM215 113V112H214ZM24 114V115H23ZM53 114H55L56 116H54ZM65 116H63V115ZM65 114H67V115H65ZM75 114V115H74ZM95 114V115H94ZM111 114V115H110ZM133 114H134V116H133ZM28 115V116H27ZM60 115H61V117H60ZM79 115H81V118H80V116ZM83 115V116H82ZM113 115H115V116H113ZM152 115V116H151ZM216 115H218V114H216ZM75 118H74V117ZM89 116V117H88ZM101 116H105V117H102L101 118ZM41 117H42V119H41ZM50 117V118H49ZM55 117V118H54ZM71 117H72V119H71ZM112 117L114 118V120H112ZM115 117H119V118H121L123 121H121L122 123H124V121H126L125 122V125H126V127H129V124H130V126L132 127V128H127V131H124V132H122V130L124 129H126V127L125 126H121L120 124H122V123H120V124H118V126L115 124V123H119L120 122V120H115ZM123 117V118H122ZM132 119V121H131V119ZM151 117L153 118V117H155V118H153V119H151ZM219 117V116H218ZM217 117V118H218ZM231 116H229V118H230ZM232 117H233V115H232ZM232 117L230 118V119H232ZM34 118H35V120H34ZM71 119V125H70V119ZM104 118V119H103ZM109 119V121H108V119ZM119 118H116V119H119ZM124 118H127V120L125 119L124 120ZM129 118V119H128ZM133 118H134V120H133ZM138 118V119H137ZM144 118H147L146 119V121L145 120H143ZM164 118H167L168 120H164ZM39 119V120H38ZM81 119H86V123H87V121H91V122H93L91 125V127L92 128H94V126L96 127L95 129H92L91 127H89L90 126V122H88L87 124H89V125H87L88 126V129L87 128H85V129H83L84 130V133H88L89 132V134L91 135V136H89L90 138H88V139H91V140H89V141H92L91 142V148L93 147L92 146V143H93V145L96 147H93L92 149L94 150V154H98V153H101L102 151H104V154L106 153L108 156H110V157H108L106 154V156L108 157V159H105V160H110V161H104V160H102L101 161V159L99 160V158H98V160L96 161V162H99V163H97L96 164V162H95V159H97V157L95 158V159H93L94 161V163L96 164V165H98L99 166V168H100V170L98 169V168H96V169H98L97 171L99 172V173H101V171H102V173L101 174H99L97 171H95L94 170V168H95V166L96 165H94V167H91L90 169H89V167L87 168V166H91L92 165V161H90L91 160V158L89 159V161L90 162H88V157H90L91 155H90V153H93V150L92 151H89L91 148H90V145H88V143L90 144V142H86L87 141V139H85L84 140V137H82L81 135H85V134H83V132L81 133V131L80 130H82V129H80L79 130V126L81 127V125H82V127H87V126H84V125H86V123H84V125L83 124H81V125H78V123L80 122V121H82ZM164 121H163V120ZM210 121H213L214 119H210V118H208ZM31 122H30V121ZM38 120V121H37ZM68 120V121H67ZM78 120H79V122H78ZM100 120H101V122H100ZM111 120V121H110ZM129 120L133 123V126L131 125L132 123L131 122H129ZM137 120V121H136ZM139 120V121H138ZM152 120V121H151ZM162 122H161V121ZM209 120H206V119H204V124L203 125H205V127L202 125V128H204V129H206V127H210V126H212L213 124H216L215 122H216V120H214L213 122H210ZM33 121V122H32ZM36 121V122H35ZM83 121V122H84ZM106 121H108V122H112V121H116L115 123L113 122V124L114 125H116L117 126V128L115 127V129L114 128H112V127H114V126H112L111 128H109L108 130H109V133H107L108 132V130L107 129H105L104 130V128L106 127V128H108V126H106L108 123L106 122ZM127 121H128V123H127ZM135 121V122H134ZM165 121H166V123H165ZM172 121V122H171ZM239 121V120H238ZM52 122V123H51ZM103 122H105V124L103 123ZM150 122H153V124L152 123H150ZM158 122H160V125L158 124ZM164 122V124H165V126L162 124V126H161V123H163ZM174 122H175V124H174ZM178 122H180V124L178 123ZM202 122H203V120H202ZM44 123H45V126H44ZM81 123V122H80ZM79 123V124H80ZM135 123V124H134ZM138 123V124H137ZM154 123H155V126H157V124L160 126V129H161V127H162V131H164L163 133H164V135H163V133L161 132V130L159 131V127L157 126L156 128L154 127ZM167 123L169 124V125H167ZM206 123V124H205ZM208 123V124H207ZM242 123H244V124H242ZM245 123L247 124V125H249L250 127H252V128H250V129H248V127L249 126H247L246 125V127H247V129L245 130L244 129V127H245ZM49 124H50V127H49ZM73 124V125H72ZM112 124V123H111ZM150 124H151V126H150ZM176 124H179V125H176ZM238 124H237V127H238ZM48 125V126H47ZM67 125V126H66ZM77 125H78V128H76L77 127ZM104 126V128H103V130H102V132H101V134L103 135V137H101V136H99L100 134L98 133V132H100L99 131V129L101 130L102 128L101 127H103ZM109 126H110V124H108ZM123 125V124H122ZM128 125V126H127ZM149 125V126H148ZM175 125H176V127H175ZM185 125V126H184ZM73 127V130H72V135H74V137L73 136H70V137H68V139L65 137V136H67V133H69V134H71V132H68V131H70L71 129H72V127ZM76 126V127H75ZM125 127V128H123V129H118V127L119 128H121V127ZM171 126H172V128H171ZM213 126H215V125H213ZM212 126V127H213ZM15 127H17V128H15ZM71 129H70V128ZM74 127H75V129H74ZM81 127V128H82ZM163 127H165V128H163ZM185 127V128H184ZM212 127H211V130H212ZM245 127V128H246ZM44 128V129H43ZM62 128V129H61ZM68 129L67 130V133H66V130H64V129ZM134 128V129H133ZM142 128V129H141ZM143 128H144V130H143ZM168 128V129H167ZM208 128H207V130H208ZM111 129L112 130H114V131H112V136H111V138H113V136H114V139H112L111 140V138H110V135H111ZM138 129H139V131H138ZM152 130V132L150 131V130ZM164 129V130H163ZM165 129L168 131V132H166L165 131ZM237 129H239V128H237ZM34 130V131H33ZM75 130V131H74ZM77 130V131H76ZM82 130V131H83ZM85 130H89L88 132H86ZM94 130V131H93ZM132 130H134V131H132ZM220 129H218L216 132H218ZM248 130V131H247ZM41 131V132H40ZM80 132V134H79V132ZM117 131H118V133H117ZM137 131H138V133H137ZM140 131H142V132H140ZM158 131L162 134V136H164L167 140L166 141H169V142H172L171 144L169 143V142H167V144H170V145H172V146H168L166 143H165V141L163 140V142H164V144L161 142L162 140H161V136L159 137L160 139H158L157 141H158V143H156V140L154 139L155 137L154 136H152V137H154V138H152V137H149L150 135H155V133L157 134L156 136H158V134H160V133H158ZM210 131V130H209ZM35 132V133H34ZM63 132V133H62ZM74 132H75V134H74ZM148 132H150V133H148ZM166 132V133H165ZM174 132V133H173ZM239 132V133H238ZM245 132L247 133V137L248 138H245L246 137V134H245ZM11 133V134H10ZM19 133V134H18ZM121 133V134H120ZM127 133L129 134L130 133V135H133L132 137L130 136V138H129V136L127 135ZM167 133H169V135H171V136H169ZM238 133V134H237ZM259 134L258 135H260V132H258ZM38 134V135H37ZM64 134H66V135H64ZM69 134H68V136H69ZM79 135V136H77V135ZM88 134V135H89ZM97 134V135H96ZM109 134V139H106V137H107V135ZM136 134V135H135ZM178 134H176V135H178ZM192 134H195L198 138H204L205 139V137H203V136H201V135H207V134H205V133H201V135H197V134H200V133H198L197 132V134L194 132V133H192ZM235 134V135H234ZM242 134V135H241ZM17 135V136H16ZM64 135V136H63ZM116 135V136H115ZM169 137H168V136ZM241 135V136H240ZM243 135H245V136H243ZM249 135H251V134H249ZM257 135V134H256ZM262 135V134H261ZM94 136V137H93ZM99 136V137H98ZM118 136H119V138H118ZM122 136H125V137H127V140H126V138L125 137H122ZM184 136V137H183ZM195 136V137H196ZM237 136V137H236ZM244 137V139H243V137ZM10 137V138H9ZM88 137V136H87ZM149 137V138H148ZM163 137V138H164ZM177 137V136H176ZM17 138V139H16ZM71 138H73V139H71ZM75 138V139H74ZM76 138H77V140H76ZM81 138V139H80ZM85 138H86V136H85ZM92 138H93V140H92ZM96 138V139H95ZM129 138V139H128ZM152 138V139H151ZM190 138H192V140H194V138H193V136H191V137H189L188 139H189V141H190ZM238 138H241V139H238ZM104 139H106V140H104ZM125 140V142L126 141H130V142H132L131 143V145L132 146H134V150H136V147L135 146H139V148H137V149H139V151L140 152H142V153H140V152H138V150H137V152H138V154H140V155H142L145 151V154H147V155H150L153 151H154V153H152L150 156H153V158L154 159H156L157 161H158V158H159V156L158 155H160V158L162 157V159L163 158H165L166 156H167V153L170 155V156H172V152H173V157L172 158H170V156H167V158H166V162L163 164V167H162V165L161 166H158V168H157V166H155L156 167V169H154V170H152V171H150L151 170V168L149 167V165H148V163H146V162H144V163H146L147 164V166L145 165V164H143L142 162H143V160L144 159H142V162H141V158H143L142 156H141V158L140 159H138V158H136V155L132 152L131 153V151L129 150V149H127L126 147H125V149H124V145H125V143H124V140ZM137 139V140H136ZM154 139V140H153ZM174 139V138H173ZM204 139H202V140H204ZM10 140H11V142H10ZM81 140V141H80ZM107 140H109V142H110V140H111V143H107L106 144V141ZM123 140V141H122ZM146 140H148V141H151L152 142V140L153 141H155V143H149V145L146 147H143V145H139V144H141V143H145V141ZM159 140H160V142L162 143V144H160L159 145ZM238 140L241 142H239L240 143V145L241 146H239V149H237V146L239 145V143H238ZM68 141V142H67ZM79 141H80V143H79ZM102 143H101V142ZM103 141L105 142V144H103ZM114 141V142H113ZM117 143H116V142ZM148 141L146 142V145H147V143H148ZM200 141V140H199ZM246 141V140H245ZM108 142V141H107ZM112 142H113V145H111L112 144ZM121 142V143H120ZM134 142V143H133ZM194 142H195V140L192 142L193 144H194ZM238 144H236V143ZM247 142V141H246ZM96 143V144H95ZM122 143H124V145L122 144ZM197 143L200 145H197ZM201 143V144H200ZM26 144V145H25ZM59 144V145H58ZM77 144V145H76ZM78 144H79V146H78ZM119 146H118V145ZM133 144H135V145H133ZM154 144H155V147H154ZM202 144H204V145H202ZM10 145V146H9ZM21 145V146H20ZM24 145V146H23ZM85 145V146H84ZM9 146V147H8ZM35 146V147H34ZM75 146H77V147H75ZM82 146V147H81ZM89 146V147H88ZM101 146V147H100ZM106 146V147H105ZM113 146H115V147H113ZM120 147V148H118V147ZM121 146L123 147L122 149H124V151H122V152H124V153H126V156H125V154L124 155H122V154H120V152L121 151H119V149L120 150H122L121 149ZM152 146L154 147V149L155 150H153L152 149ZM158 146H161L162 148H164L163 150L164 151H162V148H160V147H158ZM164 146V147H163ZM199 146V147H198ZM12 147V148H11ZM14 147V148H13ZM109 147V148H108ZM113 147V149H111ZM151 148V149H149V148ZM167 147H169V148H167ZM175 147V146H174ZM202 147V148H201ZM241 147H243V148H245V150L246 151H244L243 150V152L241 151ZM18 148H20V149H18ZM77 148V149H76ZM79 148L81 149V150H79ZM95 148V149H94ZM100 148V151L101 152H99V149ZM118 148V149H117ZM146 148H148V149H146ZM157 148V149H156ZM197 148H199L198 150H197ZM201 148V149H200ZM208 149L209 150V152H211V153H208V151L206 150V149ZM18 149V150H17ZM23 149V150H22ZM89 149V150H88ZM107 149V150H106ZM110 149V150H109ZM140 149H142V150H140ZM161 151H160V150ZM165 149L167 150V149H169L168 150V152H165ZM74 150V151H73ZM85 150H87V151H85ZM95 150H96V152H95ZM106 150V151H105ZM108 150L110 151V153H108ZM127 150L131 153V155L129 154V152H127ZM149 150H151L150 151V153L148 152ZM156 150H158L157 152H158V155H156ZM172 150V151H171ZM201 150V151H200ZM203 150H206L205 151V154H207V156L209 155V157H204L205 158V160H201V158L203 157V156H205V154H204V151ZM213 150V151H212ZM244 154V156H242V153L240 154V151ZM24 151V152H23ZM44 151H46V152H44ZM78 151V152H77ZM126 151V152H125ZM144 151V152H143ZM202 152V153H200V152ZM29 152H31V153H29ZM36 152V153H35ZM39 152H41L40 154H38ZM98 152V153H97ZM121 152V153H122ZM137 152L135 151V153L137 154ZM162 152V154H164V155H162V154H160ZM165 152V153H164ZM176 154H175V153ZM199 152V153H198ZM248 154H246V153ZM21 153V154H20ZM22 153H23V155H22ZM43 153H45V155H43ZM88 153H89V155H88ZM128 153V154H127ZM195 153H197L198 155L197 156H195ZM39 155V157L37 158L36 157V155ZM43 155V156H40V155ZM117 154L119 155V156H121V157H116L117 156ZM132 154H134V156L132 155ZM144 154V155H145ZM166 154V155H165ZM175 154V155H174ZM17 155V156H16ZM130 155V156H129ZM140 155H138V157H140ZM157 156V157H154V156ZM190 155H192L193 156V158H191V156ZM65 156V157H64ZM76 156V157H75ZM87 156V157H86ZM123 156L126 158V157H131V156H133L132 158H134L135 157V162L137 161V164L135 163V166L134 165H132V164H130L131 162H133L132 160H131V158H129L128 157V161L127 160H124V161H126L125 163H124V166H122V164H123ZM165 156V157H164ZM174 156H175V158H174ZM176 156H180L181 158H176ZM199 156V157H198ZM16 157V158H15ZM23 157V158H22ZM34 157V158H33ZM189 157V159H191L192 161L195 159V161H196V163H199V165H201V164H203V165H201L202 167H204V168H198V170L197 169H193V168H196V165H193V166H195V167H193L192 165H191V167H190V164H188V165H186V162H185V165H184V161H186V159ZM197 157L199 158V159H197ZM201 157V158H200ZM81 158V159H80ZM87 158V160H86V162H88V163H86L85 162V160L84 159H86ZM118 158V159H117ZM121 158H123L122 159V163H121V161L119 162V160L121 159ZM207 158V159H206ZM209 158H211V160L213 159V161H211V160H209ZM52 159V160H51ZM68 159H69V161H68ZM173 159H175V161L173 160ZM178 159V160H177ZM182 159V161L183 162H181L180 164H179V161ZM197 159V160H196ZM232 159H234V158H232ZM237 159V158H236ZM16 160V161H15ZM61 160V161H60ZM84 160V161H83ZM138 160H140V161H138ZM161 160V159H160ZM170 160V161H169ZM207 160H208V163H207ZM28 161V162H27ZM33 161V162H32ZM113 161H115V162H113ZM199 161V162H198ZM209 161H211V162H214V163H216V165H215V167H214V163H212V166H210L211 165V163L209 162ZM218 161H220V162H218ZM18 162V163H17ZM81 162V163H80ZM83 162V163H82ZM101 162H104V163H101ZM106 162V163H105ZM110 162V163H109ZM142 164H141V163ZM73 163H79V164H85V166L83 165V166H81V168H82V173L81 172H79V171H77L76 172V164H74L73 165ZM90 163V164H89ZM101 163V164H100ZM108 163V164H107ZM119 163H121L120 165H119ZM126 163H129L128 165L126 164ZM134 163V162H133ZM172 163V164H171ZM210 163V164H209ZM219 163V164H218ZM240 163V165H238ZM62 164V165H61ZM65 164H67V165H65ZM107 164V169H105V167L106 166H104V165H106ZM179 164V165H178ZM183 166H182V165ZM63 165H65L64 167H63ZM70 165V166H69ZM74 166V168H70L71 166ZM92 165V166H93ZM102 165V166H101ZM110 165V166H109ZM126 165V166H125ZM131 166V167H129L130 169H134L133 170V172H131V174L133 175V178L131 179V176L132 175H130V169L128 170V172H127V169H128V166ZM142 165H144V166H142ZM172 167H170V166ZM173 165V166H172ZM178 166V167H174V166ZM181 165V166H180ZM235 165H238L239 167H240V169L242 168V167H244V168H242V170L243 171H241V172H243V173H241V175L242 176H245V180H247L248 179V176H249V174H251L252 176H254V178H252V180H249L248 182H247V184H246V182H245V180H243L244 179V177L242 178V179H240V177H242L241 175H240V173H238L236 176H240V177H236L235 176V174L236 173H234L235 172V170H237V168H235V167H237V166H235ZM245 165H247V166H245ZM251 165L253 166V167H251ZM258 165H260V163L258 164ZM54 166V167H53ZM117 168H116V167ZM169 166V167H168ZM187 168H186V167ZM207 166V167H206ZM208 166L210 167L209 169H208ZM257 166V165H256ZM103 167V168H102ZM111 167H113V168H111ZM121 167H127L126 169L124 168V170H123V172L121 171V169L119 170V168H121ZM139 167V168H138ZM168 167V168H167ZM173 167H174V169H173ZM180 167V168H179ZM184 169H183V168ZM190 167V168H189ZM198 167V166H197ZM206 167V168H205ZM213 167V168H212ZM238 167V168H239ZM62 168V169H61ZM64 168V169H63ZM93 168V169H92ZM114 168H116L117 170H115ZM136 168H137V170H136ZM148 168H150L149 170H148ZM212 168V170L213 169H215L216 168V170H218V171H216L215 170V172H214V175L216 176V175H219L221 178H214L212 175H213V172H211V169ZM235 168V169H234ZM249 168V170H247V172H250V173H247L246 172V174H248V175H246L245 174V171H246V169H248ZM254 170H253V169ZM61 169V170H60ZM101 169H103V170H101ZM192 169L193 171L194 170H196L198 173H200L199 172V169L201 170V172L202 171H204V170H202V169H205V173H203L202 172V175H201V173L200 174H198V173H196L195 171L194 172H192V174H191V171L190 170ZM43 171V172H41V171ZM47 170H48V172H47ZM92 170V171H91ZM110 170V171H109ZM112 170V171H111ZM140 170V171H139ZM150 171L148 174L151 176L152 175V177H148V176H145L144 175V173L146 174V172L145 171ZM178 170V171H177ZM190 171V172H188V171ZM239 170V169H238ZM238 170L236 171V172H238ZM31 171V172H30ZM88 171H89V173H88ZM118 171V172H117ZM136 171V172H135ZM154 171V172H153ZM208 171H210L209 173H207ZM214 171V170H213ZM222 172L223 174H221L220 175V172ZM33 172V173H32ZM38 172V173H37ZM52 172H54V173H52ZM96 172V173H95ZM108 172H109V174L110 173H112L113 175H115L114 176V182H115V178H116V180L118 181H116L120 186H118V184L115 182H113V181H111L110 179H112V177L110 178V175L108 176ZM114 172L116 173V174H114ZM123 173V180H125V181H122L121 179H120V177L122 178V176H120V174H122ZM126 172V173H125ZM151 172L153 173V174H151ZM169 172V173H168ZM189 174H188V173ZM216 172H218L219 174H217ZM226 172V171H225ZM240 172V171H239ZM27 173H31L30 175L28 174L27 175ZM39 173H41V177H39L38 176V174ZM42 173H44V174H42ZM85 173V174H84ZM88 173V174H87ZM99 174V176L100 177H103L104 175H103V173L105 174V173H107V174H105V177L107 176V178L109 177L110 179L109 180H106V178H105V182H106V184H104V183H102L101 185H99L100 184V182H103V180H104V178H98V179H100V182H98V183H95L96 181L94 180V179H96L97 177H98V174ZM127 174V175H125V174ZM135 173H136V176H135ZM154 173H155V175H154ZM158 173V174H157ZM194 173V174H193ZM231 173V174H230ZM23 174H24V171H23ZM82 174V175H81ZM96 174H97V176H96ZM163 174V175H162ZM181 174H182V176L184 175V176H188V177H184V179H182L181 178ZM195 175V176H200L201 175V178H199V181H200V179L203 181H200V182H197L196 183V185H197V190H195V188H194V183L192 182V180L193 179H195V177H190L191 175ZM208 174V175H207ZM33 175V176H32ZM44 177H43V176ZM46 175H48L49 177H47ZM51 175V176H50ZM87 175V176H86ZM101 175H103V176H101ZM137 175H138V177H137ZM142 175H144V176H142ZM147 175V174H146ZM162 175V176H161ZM190 175V176H189ZM203 175H204V177H203ZM205 175H207V176H205ZM209 175L211 176V178L213 177L214 179H215V181H214V183H213V179H210V182L208 181V183H209V187H211V188H214V184L215 183H219V181L218 180H220L221 182H220V184H216L215 186L216 187H218L219 185H221V188H226L225 190L224 189H220V186L218 187V188H216L215 190L216 191H221V193L222 194H220V196H217V195H214L215 196V198H216V200L215 199H212V200H215V201H213V202H215L216 203V205H215V203L214 204H211V201H210V197L208 196L209 195V193L212 191V192H214L215 190L213 189H211V191L209 192V187L206 185V184H208V183H206L207 182V180H209V179H207V178H210L209 177ZM225 175V174H224ZM34 176H37V177H34ZM71 176V177H70ZM112 176V175H111ZM120 176V177H119ZM127 176H130V179H129V177H127ZM154 176V177H153ZM161 176V177H160ZM176 176H179V178H178V180H176L177 178H175ZM219 176H217V177H219ZM235 176V177H234ZM27 179H26V178ZM36 179V180H34V178ZM43 177V178H42ZM54 177V178H53ZM79 177V178H78ZM135 177H137V178H135ZM229 178V180H227L228 178ZM231 177H232V179H236L237 178V181L236 180H234L233 182H231ZM50 178V179H49ZM143 178V179H142ZM154 178V179H153ZM163 178V179H162ZM175 178V179H174ZM191 178H192V180H191ZM197 178V177H196ZM206 178V179H205ZM249 178H251L250 176H249ZM260 178V177H259ZM7 179V178H6ZM25 179V181H23ZM38 179V180H37ZM49 179V180H48ZM90 179V180H89ZM98 179H97V181H98ZM101 179H103V180H101ZM130 181H129V180ZM134 179V180H133ZM146 179V180H145ZM151 179V180H150ZM161 179H162V181H161ZM183 180V181H180V180ZM186 179H187V181H186ZM231 179V180H230ZM256 179V178H255ZM257 179H258V176H257ZM261 179V178H260ZM260 179H258L259 180V183L260 184H262V181L260 180ZM53 180V181H52ZM76 180H77V182H76ZM80 180H82V181H80ZM88 180V181H87ZM113 180V179H112ZM120 180V181H119ZM136 180V181H135ZM184 180H185V182L186 183H183L182 184V182H184ZM190 180V183H192V184H190V183H188V181ZM226 180V181H225ZM239 180H240V182H239ZM244 181L245 183H243L242 185H241V183H242V181ZM20 181H21V183H20ZM23 181V182H22ZM86 181V182H85ZM90 181H93L94 182V184H93V182H92V184H93V186H92V184L90 183L89 184V182ZM135 181V182H134ZM143 181H144V183H143ZM152 181H153V183H152ZM173 181H174V183H173ZM176 181V182H175ZM181 182V184L182 185H179L180 184V182ZM204 181H205V185L207 186H205L204 184V187H202L201 186V188H199V186L201 185L200 183L202 182V183H204ZM211 181H212V183L213 184H211L210 185V183H211ZM29 182V183H28ZM80 182V183H79ZM124 182V183H123ZM162 182V183H161ZM231 182V183H230ZM235 182V183H234ZM20 183V184H19ZM86 183L88 184V185H86ZM112 184V185H110V184ZM143 183V184H142ZM146 183V184H145ZM165 183V184H164ZM179 183V184H178ZM250 183V184H249ZM19 184V185H18ZM50 184V185H49ZM84 185V188L86 187V189H81V185ZM95 184H97L96 186V188H94V185ZM114 184V185H113ZM122 184V185H121ZM123 184L125 185V192H124V189H123ZM132 186H131V185ZM136 186H139L140 184V187L139 188H141L139 191H141L142 190V187L141 186H143L144 184H145V187H148V186H151V187H153L154 188V186L156 187V188H150L149 189V187H148V190H147V188L146 189H143L142 190V192H145V194L144 193H142V192H140L137 196L135 195V194H137L138 192L137 191H135V190H133V189H137L138 187H136ZM138 184V185H137ZM148 184V186H146ZM151 184V185H150ZM158 184V186H156ZM164 184V185H163ZM169 184V185H168ZM178 184V185H177ZM190 184V186L192 185V187H190V186H188ZM232 184V185H231ZM32 185V186H31ZM103 185L104 186H106L107 185V187L109 188H106V187H103ZM131 186V187H133V186H135L132 190L131 189H129L130 187H128V186ZM164 187H163V186ZM184 185V186H183ZM236 185V186H235ZM245 185H247V187H248V185H249V187L247 188V187H243V186H245ZM46 186V187H45ZM68 186V187H67ZM74 186V187H73ZM87 186H90L89 188H92L91 190L93 191H91L90 189H88L87 188ZM161 186V187H160ZM180 186V187H179ZM181 186H182V188H181ZM234 186V187H233ZM238 186V188H237V190L239 189V188H244V189H240L238 192H240V193H236L235 191L233 192V190H236V187ZM12 187V188H11ZM29 187V190L27 189ZM44 187V188H43ZM51 187V188H50ZM115 187V188H114ZM126 187H128L127 189H129L130 191L129 192H127L128 190L126 189ZM144 187V188H145ZM163 187V188H162ZM172 187H174V188H172ZM67 188H68V191H67ZM83 188V187H82ZM98 188V191L96 190ZM119 188V189H118ZM120 188H122L123 189V192H124V195H123V193H121V190H120ZM172 188V189H171ZM178 188V189H177ZM181 188V189H180ZM189 188L190 189H192V190H190V191H192V192H190L189 191ZM235 188V189H234ZM251 188H253V187H251ZM27 190L29 193H27V191H22V190ZM79 189H81V190H85V191H79ZM88 189V190H87ZM113 189V190H112ZM201 189H203V191L206 189V190H208V194H207V196H206V198H202V196L200 197L199 195H200V193L199 194H197L196 192H199ZM7 190H9V191H7ZM45 191V192H42V191ZM53 190V191H52ZM94 190H96V192L98 193H96ZM115 190V191H114ZM144 190H146V191H144ZM168 190V191H167ZM179 190V191H178ZM227 190V191H226ZM243 190V191H242ZM20 191V192H19ZM73 191H75V192H73ZM101 191V192H100ZM134 191V192H133ZM195 191V193H193ZM214 192V194H218L219 195V192ZM15 192H18L17 194H16V196L15 195H12V194H15ZM31 192H32V196H31ZM49 192H52V193H50L49 194ZM78 192H80V193H82V194H79ZM130 192H132V193H130ZM200 192H202V190L200 191ZM206 192V191H205ZM211 192V193H212ZM224 192V193H225ZM41 193H42V195H41ZM46 193V194H45ZM65 193L66 194H68V195H65ZM71 195H70V194ZM127 193V194H126ZM135 193V194H134ZM141 193H142V195H141ZM176 193V194H175ZM181 193V194H180ZM4 194H5V196H4ZM30 194V195H29ZM43 194H45V196L43 195ZM49 194V195H48ZM61 194V195H60ZM79 194V195H78ZM120 194H122V196L120 195ZM129 194V195H128ZM130 194H133V195H135L136 196V198L135 197H133V195L131 196ZM168 194H170L169 195V197H168ZM193 194H195V195H193ZM235 194V195H234ZM9 195H12V196H9ZM20 195V196H19ZM30 196L29 198L27 197V196ZM36 195V197H34ZM41 195V196H40ZM64 195V196H63ZM112 195V196H111ZM139 195H141V196H143V197H141V200H140V196ZM144 195H146V196H144ZM160 195H161V198H160ZM163 195V196H162ZM175 195H177V196H175ZM183 195V197H180V200L178 201V198H179V196H182ZM185 195V196H184ZM210 195H213V193L212 194H210ZM225 195V194H224ZM231 195H232V197H231ZM241 195H242V193H241ZM7 196V197H6ZM39 196V199L37 198ZM44 198H43V197ZM54 196V197H53ZM56 196H58L57 197V199H55V197ZM60 196V197H59ZM105 196V197H104ZM113 197V198H111V197ZM172 196V197H171ZM175 196V197H174ZM192 196V197H191ZM217 196V197H216ZM24 197H26L25 199H24ZM49 197H50V199H49ZM116 197V200L114 199ZM118 197V198H117ZM128 197V198H127ZM131 197H133L134 198V200H133V198L130 200V198ZM148 197V198H147ZM155 197V198H154ZM157 197H158V199H157ZM165 197V198H164ZM177 197V198H176ZM207 197H209L210 199H208ZM211 197H213V196H211ZM225 198H226V195L224 196ZM238 197H236V199L235 200H239V201H237V202H241V200H240V198H238ZM241 197V196H240ZM12 198V199H11ZM31 198H33V200L31 201ZM43 198V199H42ZM137 198H139V199H137ZM144 198V200H145V202H144V205L142 204L143 203V201H142V199ZM154 198V199H153ZM174 198V199H173ZM183 198V199H182ZM199 198H201V199H199ZM235 198V197H234ZM233 198V199H234ZM238 198V199H237ZM25 200V201H22V203L20 202L21 200ZM34 199L36 200V201H34ZM37 199H38V201H37ZM49 199V200H48ZM53 199H55V200H53ZM96 199V201L94 202V200ZM150 199H152V201L150 200ZM166 199V200H165ZM181 199L183 200L182 202H181V206H180V201H181ZM191 199H193V200H191ZM224 199V198H223ZM223 199H221V201L223 200ZM230 199V200H231ZM241 199H243V197H241ZM45 200H47L46 202H45ZM57 200V201H56ZM65 200V201H64ZM101 200V201H100ZM162 200V201H161ZM163 200H165V201H163ZM185 200V201H184ZM204 200V201H203ZM234 200V201H235ZM64 201V202H63ZM84 201V202H83ZM86 201V202H85ZM116 201V202H115ZM130 201V202H129ZM141 201V202H140ZM147 201V202H146ZM156 201V202H155ZM232 201V200H231ZM230 201V202H231ZM17 202V203H16ZM44 202V203H43ZM67 204H66V203ZM115 202V203H114ZM124 202H126V207L124 206ZM134 203L133 205L131 204V206H128V205H130V203ZM152 202V203H151ZM158 202V203H157ZM169 202V203H168ZM187 202V203H188ZM208 202H209V205H208ZM236 202V201H235ZM37 203V204H36ZM102 203V204H101ZM129 203V204H128ZM141 203V204H140ZM148 203V205H146ZM151 203V204H150ZM156 203V204H155ZM165 203V204H164ZM200 203V204H199ZM231 203H233V201L231 202ZM18 204V205H17ZM54 204V205H53ZM128 204V205H127ZM164 204V205H163ZM185 204H186V202H185ZM184 204V205H185ZM211 204V205H210ZM100 205H102L101 207H100ZM121 205H123L122 206V209H121ZM139 207H138V206ZM179 205V206H178ZM48 206V207H47ZM51 206H53V207H51ZM63 206V207H62ZM116 206L117 207H119V208H116ZM142 206H144V207H142ZM147 206V207H146ZM171 206V207H170ZM175 206V207H174ZM178 206V207H177ZM218 206H219V204H218ZM244 206V205H243ZM33 207V208H32ZM115 207V208H114ZM125 207V208H124ZM127 207H128V209L130 210V209H132V208H134V209H136V208H138V209H136V211L135 210H133L132 211V213L131 212H127ZM129 207H131V208H129ZM150 207V208H149ZM177 207V208H176ZM190 207H192V206H190ZM26 208H28V209H26ZM31 210H30V209ZM124 208V209H123ZM140 208H142V209H140ZM168 208V209H167ZM170 208V209H169ZM174 208H176L175 210H174ZM201 208V207H200ZM64 209V210H63ZM115 209V210H114ZM126 209V211H124ZM145 210V212L144 213H142L144 210ZM180 209H182V208H180ZM179 209V210H180ZM182 209V210H183ZM124 212L123 214H125V212H126V214L125 215H123V214H119L118 215V212ZM120 210V211H119ZM143 210V211H142ZM172 210V211H171ZM182 210H181V212H182ZM55 211V212H54ZM61 211V212H60ZM83 211H84V213H83ZM86 211V212H85ZM115 211V212H114ZM131 211V210H130ZM137 211H139V212H137ZM150 212V214L152 215H148L147 213L148 212ZM158 211L160 212L159 214H158ZM161 211H162V213H161ZM3 212H7V213H3ZM10 212V213H9ZM47 212H49V213H47ZM60 212V213H59ZM117 212V213H116ZM133 212H135V214L133 213ZM147 212V213H146ZM152 212V213H151ZM164 212V213H163ZM180 212V214H182ZM184 212V211H183ZM31 213V214H30ZM53 213V214H52ZM59 213V214H58ZM61 213H63L62 215H61ZM80 213V214H79ZM81 213H83V214H81ZM146 213V214H145ZM79 214V215H78ZM108 214V215H107ZM128 214H129V216H128ZM130 214H132V215H130ZM141 214V215H140ZM144 214V215H143ZM157 214H158V217L160 218V216L159 215H161L162 216V214H163V216H165L166 215V217H163V219H161V222H165V224H166V226H163L162 228L161 227H155V226H153L152 225V230H151V228H149V226L151 225V223H153V218H158V217H156L157 216ZM174 214H179L178 213V210L174 213ZM3 215V216H2ZM27 215V216H26ZM51 215V216H50ZM54 215V216H53ZM86 215V216H85ZM92 215V216H91ZM94 215V216H93ZM112 215V216H111ZM114 215H116V216H114ZM127 215V216H126ZM134 215V216H133ZM136 215H137V217L138 216H146V218L145 217H141L140 218V220H139V217L137 218L136 217ZM153 215H155L154 217H153ZM31 216V217H30ZM83 216V217H82ZM131 216H133L134 218L132 219V218H130ZM148 216V217H147ZM30 217V218H29ZM46 217H49L48 219L46 218ZM53 217H55V219L53 218ZM81 217V218H80ZM87 217V219H85ZM88 217H89V219H88ZM95 217V218H94ZM109 217V218H108ZM119 217H121V219H123V220H121L120 221V218ZM135 217L137 218L136 220H135ZM25 218V219H24ZM45 218V219H44ZM64 218V219H63ZM77 218V221H75V219ZM58 221H57V220ZM85 219V220H84ZM102 219V220H101ZM108 219V220H107ZM130 219H132V220H129ZM148 219V220H147ZM26 220H28V221H26ZM45 220H46V222H45ZM54 220V226H53V221ZM60 220V221H59ZM71 220L73 221V222H71ZM134 220V221H133ZM148 221V222H146V221ZM163 220V221H162ZM40 221V222H39ZM55 221H57L58 223H60V225L58 224V223H56V225H55ZM88 221V222H87ZM97 221H99V222H97ZM100 221H102V222H100ZM108 221V222H107ZM215 221H218V222H215ZM220 221V222H219ZM42 222V223H41ZM87 222V223H86ZM97 222V223H96ZM114 222V223H113ZM131 224H133V225H130V223ZM134 222V223H133ZM145 224H144V223ZM214 222V223H213ZM257 222V221H256ZM28 223H29V225H28ZM44 223H48L47 225L48 226H46V224H44ZM50 223H52V224H50ZM85 223V224H84ZM123 223V224H122ZM125 223H127V224H125ZM214 224L213 226H210V225H212V224ZM257 223H259V221L257 222ZM41 224V225H40ZM100 224V225H99ZM113 224H115V228H114V226H113ZM121 224V226H120V228H119V225ZM222 224V223H221ZM13 225V226H12ZM29 227V226H31L30 228H28L26 231H28L29 230V235H27L28 233L26 232V231H23V233H22V230L23 229H26V227ZM28 225V226H27ZM32 225L34 226V227H32ZM37 225V226H36ZM103 227H102V226ZM145 225H147V227H146V229H144V227H145ZM149 225V226H148ZM37 227V229L36 230H38V231H36L35 230V228ZM57 228H56V227ZM72 226H73V228H72ZM87 226V227H86ZM89 226L90 227H93L94 226V228L92 229V228H90V229H88L89 228ZM96 226V227H95ZM101 226V227H100ZM113 226V227H112ZM144 226V227H143ZM198 226V227H197ZM200 226V227H199ZM202 226V227H201ZM43 227V228H42ZM112 227V228H111ZM128 227V228H129ZM207 227V226H206ZM43 230H42V229ZM47 228V229H46ZM56 228V229H55ZM59 228V229H58ZM80 228L82 229V230H80ZM112 229V231H110V229ZM113 228H114V231H113ZM125 228V229H124ZM147 228H149V229H147ZM159 228H161V230H158ZM169 229V234H168V231H167V234H166V230H168ZM196 228H197V230H196ZM198 228H203L202 230L201 229H198ZM225 228H227V226H225ZM32 229V230H31ZM44 229H45V232H44ZM55 229V230H54ZM61 229H64V230H61ZM96 229L98 230V231H96ZM155 229H157V230H155ZM224 229V228H223ZM12 231V230H14V232H13V234H12V236L11 237H8L7 239L5 238L6 237V234L8 235V231ZM30 230L32 231V232H39V236L37 235H35L34 236V233H33V235H32V233L30 232ZM81 232H79V231ZM86 230H87V232H86ZM155 230V231H154ZM222 230V229H221ZM20 231V232H19ZM90 231H92V232H90ZM95 231V233H94V235H93V237H92V235L91 234H93V232ZM124 231V232H123ZM183 231V232H182ZM17 232V233H16ZM48 234H47V233ZM50 232V233H49ZM75 232H76V234H79V235H74L75 234ZM86 232V233H85ZM113 232H115L114 234H116L115 236H114V234H111V235H113L112 237H110V233H113ZM117 232H119L120 233V235H119V233H117ZM189 232V233H188ZM194 232V233H193ZM25 233H27V234H25ZM35 233V234H36ZM41 233V234H40ZM56 233H59V234H56ZM63 233V234H62ZM85 233V234H84ZM101 233H103L102 235H101ZM124 233V235H122ZM157 233V234H156ZM165 233V234H164ZM182 233H184V234H182ZM0 234V235H1ZM18 234H23L24 236H22V237H20V236H18ZM80 234H83V235H80ZM104 238L105 237V235H106V238H105V240H103V239H101V242L100 243H103L104 242V244H102L100 247H101V249H99V237H100V235ZM108 234V235H107ZM118 234V235H117ZM193 234V235H192ZM30 235H31V237H30ZM45 235H47V236H45ZM87 235V238L85 237V236ZM144 235V234H143ZM157 235V236H156ZM163 235V236H162ZM5 236V237H4ZM19 237V240H17L18 238H16V237ZM29 236V237H28ZM34 236V237H33ZM76 236V237H75ZM81 236V237H80ZM121 236V237H120ZM125 236V237H124ZM167 236V237H166ZM183 236V237H182ZM203 236V235H202ZM201 236V237H202ZM232 236H234L233 234H232ZM4 237V238H3ZM23 237H27V238H23ZM33 237V238H32ZM73 237H75V238H73ZM85 237V238H84ZM98 238V240H97V238ZM102 237H100V238H102ZM144 237V236H143ZM167 238L166 240L164 239V238ZM182 237V238H181ZM11 238H14V241H13V239H11ZM16 238V239H15ZM38 238H39V240H38ZM42 238V239H41ZM61 238V239H60ZM63 238V239H62ZM76 238H79V239H76ZM112 238V239H111ZM157 238V240H155V239ZM163 238V239H162ZM191 238V239H190ZM199 238V239H198ZM202 238H205L204 236L202 237ZM242 239H246L245 237L243 238V237H241ZM11 239V240H10ZM45 239H47V240H45ZM59 239V240H58ZM74 239H76V240H74ZM108 239V240H107ZM111 239V240H110ZM124 239V240H123ZM126 239V240H125ZM132 241H131V240ZM160 239V241H161V239H162V241H163V243L161 242L160 243V241L158 242V240ZM182 239V240H181ZM201 239V240H200ZM42 240H45V241H42ZM64 240V241H63ZM188 240V241H187ZM194 240V241H193ZM21 241V242H20ZM78 241H80V242H78ZM86 243H84V242ZM95 241V242H94ZM97 241V242H96ZM111 241V242H110ZM153 241V242H152ZM158 243H157V242ZM166 241V242H165ZM185 241H187L186 243H185ZM195 241H199V242H195ZM25 242V243H24ZM28 242H31V243H28ZM42 242V243H41ZM50 242H52V243H54V244H50ZM74 242V243H73ZM75 242H78V245L75 243ZM165 242V243H164ZM168 242V243H167ZM23 243H24V246H23ZM26 243H27V245L28 246H25L26 245ZM33 243V244H32ZM88 243H90V244H88ZM95 243H99L98 244V247H94V246H97V244L96 245H94ZM110 243V244H109ZM192 243H194V244H192ZM195 243H197V244H195ZM36 244V245H35ZM65 244H66V247H69V245H70V247L69 248H67V249H65L66 247H65ZM76 244V245H75ZM108 244V245H107ZM151 244V245H150ZM166 244V245H165ZM12 246V247H9V246ZM53 245V246H52ZM85 245V246H84ZM106 246V247H108V248H106L105 247V249L102 247V246ZM109 245H110V247H109ZM126 245V246H125ZM188 245H189V247H188ZM193 245H195V247L192 246ZM253 245H255V246H253ZM258 244H252V245H250V246H253L254 247V249L252 248V247H250L249 246V243L247 244V247L245 248L244 246H241L240 248H239V246H237L236 247V249H235V254L234 255H236V257L238 258V260H240V262H239V264H259V262H260V264H264V253H262V252H264L263 250H260V249H262L264 246L263 245H258V247L260 246H262L261 248L259 247V250H258V248L256 247ZM23 246V247H22ZM61 246V247H60ZM90 246V247H89ZM124 246V247H123ZM127 246L129 247V248H127ZM158 246V247H157ZM170 246V247H169ZM173 246H175V247H173ZM186 246V248L184 249V247ZM198 246V247H197ZM246 246V245H245ZM15 247H17V248H15ZM60 247V248H59ZM65 247V248H64ZM71 247L73 248V249H75L74 251H71L72 249H71ZM92 247V248H91ZM121 247V248H120ZM123 247V248H122ZM132 247V248H131ZM61 248H64L63 250H61ZM84 248V249H83ZM89 248V249H88ZM103 248V249H102ZM255 248H257V249H255ZM60 249V250H59ZM176 249V250H175ZM247 249V250H246ZM250 249V250H249ZM12 250V249H11ZM33 250H35V251H33ZM38 250V251H37ZM57 250V251H56ZM153 250H155V251H157V252H155V251H153ZM185 250H189L188 252H189V254H190V256L189 255H186L185 254ZM196 252H195V251ZM236 250H237V252H236ZM12 251V252H13ZM41 251V252H40ZM91 251V252H90ZM97 253H96V252ZM112 251V252H111ZM121 251V252H120ZM168 253H167V252ZM252 251V252H251ZM262 251V252H261ZM36 252V253H35ZM38 252V253H37ZM112 254V255H109L110 253ZM113 252H115V253H113ZM171 252V253H170ZM176 252H178V254L176 253ZM69 253H70V255H69ZM95 253V254H94ZM99 253V254H98ZM191 253H192V255L193 256H191ZM196 253V254H195ZM240 253V254H239ZM260 253V254H259ZM29 254V255H28ZM35 254H36V256H35ZM60 254V255H59ZM108 254V255H107ZM147 254V255H146ZM149 254H150V257H149ZM159 254V255H158ZM239 254V255H238ZM105 255V256H104ZM109 256L108 258H107V256ZM115 255V257H112V256H114ZM165 255V256H164ZM170 255V256H169ZM195 255H197V256H195ZM123 256H125L124 258H123ZM173 256V257H172ZM186 256H188V257H186ZM261 256V257H260ZM37 257V258H36ZM41 257V258H40ZM55 257H57V258H55ZM95 257V258H94ZM130 257V258H129ZM167 257V258H166ZM169 257V258H168ZM194 257V258H193ZM245 257H246V259H245ZM2 260H0V262H3V264H10L9 263V260H7V256L5 257L4 255H2ZM86 258H88V259H86ZM92 258H94V260L92 259ZM103 258H104V261H103ZM116 258V259H115ZM118 258H122V260H120V259H118ZM157 258V259H156ZM171 258V259H170ZM179 258V259H178ZM107 259H110V260H107ZM114 259V260H113ZM186 259V260H185ZM243 259V260H242ZM26 260V261H25ZM97 260V261H96ZM107 260V261H106ZM178 260V261H177ZM183 260V261H182ZM38 261V262H37ZM110 261V262H109ZM122 263H121V262ZM180 261V262H179ZM93 262V263H92ZM108 262V263H107ZM120 262V263H119ZM248 262V263H247ZM211 264L210 262H209V260L207 261V262H204L203 264ZM115 264H117V263H115Z\"/></svg>",
	"mask_w": 264,
	"mask_h": 264
}]
</instances>
